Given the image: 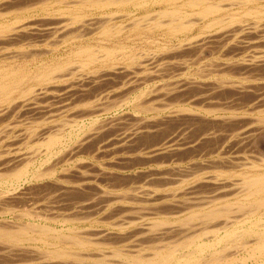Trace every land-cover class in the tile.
Listing matches in <instances>:
<instances>
[{
	"label": "rangeland",
	"instance_id": "1",
	"mask_svg": "<svg viewBox=\"0 0 264 264\" xmlns=\"http://www.w3.org/2000/svg\"><path fill=\"white\" fill-rule=\"evenodd\" d=\"M0 1L2 2V0H0ZM66 1L72 2L74 0H65L64 2H66ZM76 1H78V0H76ZM213 1H218L220 4L223 3V4H221L222 5L221 7L224 6L223 9H228V10L231 9L232 11L239 10L241 8L248 7V6L249 7L250 6L251 7H257V8H260L264 11V0H250V1L249 0H246V1H244V0H233V1L232 0H222V1L213 0ZM237 2L240 4H237ZM224 4H227V5H224ZM166 5L168 6V4H166L164 2H160V3L150 4V5L147 4V5H144L141 7H135V8L131 5H126V6H123V9H121V10H119L117 7H114V6L106 8L104 10H88V9L85 10V13L90 14L91 18H94L97 22L100 20L98 24L103 23L107 27V29L109 31L108 32L109 34L107 35V37L103 36L102 33H100L101 32L100 30H102L101 25L95 31H93L92 35L83 38L82 41H80L78 39L74 40V41L69 39L66 41V39L60 40V38H54L52 40L51 36H48V35H46V36L49 39L47 37L45 39L44 38L45 35L41 36V38H40V36H37L38 38L36 36H32V38L34 37L33 39H35V41L34 40L30 41L32 39L30 37V40H28L27 38L25 40H23L24 43H26V40L29 41V42H27V45H23L24 43H22V42L20 43L23 45V46H21L23 48V50L26 49L28 52L27 51L26 52L25 51H19V50H22V48L20 49V45H19V47L18 46L12 47V45L9 44V45H7V46H9L8 48H7V46L4 48L3 47L4 46L3 45L4 40H2V39L0 40V44H1L0 45V54L3 53L5 56V58H4L3 55H0V67L1 66L7 67V66H11L12 64L14 65L13 68L17 69V67H19L20 69H22V72L24 71V73L27 76H29V78L27 76H26L27 78L26 77L24 78V80H23L24 82L21 83V86L19 88L20 89H23V88L28 89L29 88L28 86L32 87L35 84V86L38 90L37 91L35 89V87L34 88L30 87V89H32L31 93H33L34 95L31 93H28L27 95L24 96V99L27 96V98L25 100L23 99V96H21V95L20 96L22 97L23 100L18 99L20 97L19 96L20 92L18 94V91H15L12 95L15 98V101H16V99H18V101H16V102L13 101L14 103L12 102L9 105V107L6 104L1 107V108L4 107V109H7V108L10 109L11 105H13V104L16 105V106L13 105L15 107H13V106L11 107V110H13V111H10V110L7 111L6 110L9 113L6 112L5 116L3 115V117L2 116L0 117V161H1L0 162V164H1L0 170L2 171V169H4L2 171L3 175H4L7 172L10 173L9 171H11V172H13V170L16 171L20 167H22V168H20L21 170L24 167H26L25 169H27V171H29L28 172L29 174L26 178H24L18 184H14V186H12L8 182L4 181L5 179L3 178L2 172L0 171V173H1V175H0V197H1L0 198V229L6 228V230H8V228H10L9 230L12 229L15 231V230H17L16 228H18L20 224H28V223L29 224H38V222H39V224H41V225H47L50 228L57 229V230H55V232L57 231L60 234L59 235L57 232L55 233L52 231H50V232L47 231L48 233L45 231L46 234H45V232L41 231V233H44L45 235L44 234L42 235L39 232H35V234H34V232L33 233L31 232V236L29 238H26V241L22 240L19 244L22 243L21 245H23L25 247V249L28 250V251L26 250L28 252L27 254L30 255L29 256V255H26V253H21L22 257L25 255H26L25 257L29 256V258L31 256H33V257H31V259H32V258H35V256H36L37 259L35 258L36 260L34 259L33 261H30L29 258L26 259L25 257H23V258H25V260H27V261H25V260L23 261L22 257H17V255L19 253L17 254V253H12V252H14L15 250H16L15 252H17L18 249L21 248V245L18 244L20 246L18 248L16 243L13 244V242H11V241L7 242V240L0 237V246H3V248L5 247L6 249L4 248V250H7L9 248L8 246H10V244H12L11 246L14 245L15 247H17V249L15 248V250L9 249V251H12V252H5L4 251L5 253L3 252V249H0L3 252V254H6L3 257L2 256L3 254H1L2 252H0L1 257H3L2 259L0 257V260H1L0 262H2V264L8 263L7 261L10 262V259H12L14 262V263H11L12 262V260H11L10 264H53V263L58 264V262H61V264H64V263H66V264H125L128 261V258L132 257V256L133 257L137 256V258H146V257L152 258L151 256H153L155 253H157V251L166 252L167 250L174 248L177 245L183 244L185 242V240L187 241L188 237L191 238V236H188V235H192V233L199 235L198 237L200 239L198 237H196L197 240H199V241L201 240V242L202 241L203 242H205V241L210 242L215 238V233H216L215 231H217V232L219 231L218 233L221 234L223 232L222 230H225L228 227L230 228V227L234 226L233 224H235L237 221H240L241 219L244 218V215L246 214L247 209H243L242 210L243 213H241L242 211L239 210V211H241V212H239L236 209V206H235V208H233L234 205L236 204V199L239 196H235V195L232 196V194L230 196L229 195L224 196L223 194H222V196L218 195V194L215 195L216 193H214L213 191L216 192V190L212 189L211 186H215L214 188L218 189L217 193L219 191H221V193H222V189H224L226 187L225 185H233V187H234V185H236L235 183H237L236 188H235V192H236V190L239 191V188L241 187L239 182H241L243 180L245 174L253 173L256 170L262 171L264 169L263 162H260L261 161L260 159H264V134H262V133H264V132H262L264 127H262V128L256 127V126H262L264 124V122H263L264 121V76H263L264 75L263 74L264 73V68H263L264 66L260 65V63L264 62V61L262 60L259 63L257 62L258 65L253 64V61H250V59L254 60V59H256V57L258 55L264 54L263 51H262L263 53H261V50H264V48L262 47V46H264V39H263L264 32L261 33V38H260V34H258L259 37L255 35L254 40H252V38H253L252 36H251V38L249 36V35H252L253 33H251L249 35L247 34L248 36L246 34H245V36L241 35V36H243L242 39H241V36H239L240 40H238L239 38L237 39L238 41H241V42H237V40H235L236 43H234V41H230V39L226 38L227 39L226 43L230 42V43H227L229 45L228 46L225 42H223L225 37H222V40H221V37L217 38L218 36L217 37L213 36V37H216V39H217V40L215 39L216 41H214L212 39V35L209 33H212V31L214 33L215 29L212 28L210 30H202V26L204 24H203V22H199V24L196 27H194L190 32H188L186 34H178V35H176L177 37L176 36L175 37L174 36L169 37L168 33H166V30L164 31L165 28H163V27H161V28L150 27V26H152L153 23L151 22L152 20L149 21L150 19H153L154 17H156L155 12H158L162 9L167 8ZM228 5H230L231 7L229 6V8H228L227 7ZM0 6H1L0 7V13L4 14L5 13L4 10H6V9H4V5L2 3L0 4ZM35 11H37V10H35ZM6 12H7V10H6ZM109 12H115V18H113L112 21L107 22V20L110 18V17H107V16H109L108 15ZM126 12H127V14H126ZM128 12H129V14H128ZM228 12L229 11H226V12L223 11L222 14H220V15H223V13L225 14ZM2 14L0 15V21H1L0 23H2V21L3 22L5 21L7 23H9V22L11 23L12 20L14 19L13 17L15 16V14L11 13V10H9L4 15H2ZM35 14H38V16L37 15L33 16L31 18V20L30 19H28V20H29V22H31L33 19H35V20L37 19V21L34 20V22L32 23V26H33V24H37V22H39L37 25H34V26L37 27V28L35 27L36 29H39L41 27L39 29L41 31V29H44L46 27L45 24H47L49 19L46 17H43V19L45 20L44 21L41 18L42 16H44V14H45V16L47 15L44 12L41 13V12L37 11ZM64 14H65V16H63ZM64 14L62 15V17L65 18L66 21L63 20V18L61 21L60 16H59L60 18L55 17V20H59L63 24H68V21H69V23L71 24V22H70L72 20L71 15L67 14V13H64ZM121 14H123V15L120 17L119 15H121ZM146 14H148V15H146ZM103 15L105 16V18L103 17ZM144 15H146V16H144ZM223 16H225V15H223ZM192 17L191 18L189 17L190 20L192 19ZM194 18L192 21H194ZM138 19H140L141 22H139ZM141 19L143 20V22ZM51 20H53V19H51ZM102 20H103V22H101ZM136 20H137V22H135ZM248 20H250V21H248ZM63 21H65L66 23H64ZM129 21H131V22H129ZM144 21H145V23H144ZM244 21H246L248 23L256 22L252 18H246V19H244ZM261 21L264 22L263 15H262V18L258 19L257 22L261 25V23L263 24V22H261ZM137 23H138V25H137ZM142 23H144V24H142ZM39 24L42 26H40ZM123 25H125V26H123ZM133 26H135V27H133ZM262 26L264 27V24L261 25V27ZM119 27H120V29H119ZM134 28H136V29H134ZM2 31L3 32L0 31V34H1L0 36H2V34H5L7 32L6 30H5V33H4V30H2ZM194 31H195V33H192ZM206 31L208 32V34ZM199 32H201V33H199ZM190 34H191L192 38L196 35L198 37L200 36L199 38H201V39L198 40V38H196V36H195V38L197 40L196 39L191 40ZM202 36H204V37H202ZM205 36H206V38H205ZM253 36H254V34H253ZM186 37L187 38L189 37L188 40H190V42H188V40H185V39H187ZM208 37L209 38L211 37V38L209 39ZM256 37H258L262 41ZM0 38H2V37H0ZM203 38H205L206 40L204 39L205 41H203L202 40ZM57 39H58V41H57ZM207 39H209V40L212 39L213 41H210V43H209L208 42L209 40H207ZM218 39L221 40L222 46H221L220 41ZM255 39L256 40L258 39L257 42ZM195 40L199 41L200 43H204L203 46L201 44V45H199V47L202 46L203 48L205 47L207 49L204 48L205 51H203V50H201L202 48H198L197 46L200 43L196 44L197 42H195ZM201 40H202V42H201ZM177 41H180V42L178 43ZM185 41H187V43H189V45L191 44L192 48L191 47L188 48V44L185 43ZM217 41L219 43H217ZM244 41L248 42V43H245ZM1 42H3V43H1ZM181 42H184L187 46V49L184 51H183V49H185V47H183V46H185V44L181 43ZM232 42H233V45L231 46ZM258 42H260V43H258ZM61 43H63V44H61ZM81 43H85L87 45H90L92 48H98V47L110 48L113 46L114 47L118 46L117 48H120L122 46L120 48V51H118L116 53L117 55H122V53H123V54H126V56L127 55L130 56V53H131V54H133V56L138 58V60H140L141 58H142V60H144L145 56H146V58H148V57L151 58L153 56L155 58V61H156L155 56H157V53H158V55H159V53H160V55H162V56L159 55L160 57L158 56L159 59L162 60L161 57H163V55H164V57H163L162 61L157 60L158 63L155 62V64L153 61H152V64H150L149 63L150 60H149L147 66H146V68H150V69L155 67V70L154 69H152V70L149 69V70H150V72L153 73V74H151L150 77H152V75H153L154 79H156V80H154L153 78H152L153 79L152 80L148 76L151 80H148L149 78L147 77L148 78L146 81L147 84L145 83L142 85L141 84L133 85V86H131V87H134V88H132L133 90H131V88H129L128 91L126 92L125 90L127 88L125 86H127V84L126 85H124V84L128 83V81L130 83V81H131L130 79H132L131 77L133 76V74H128L127 76H129V75H131V76L128 77L129 79L127 78L128 80H126L127 76L124 75L125 73L124 74L119 73V75L116 73L118 75L117 76L116 74L111 72V70L110 71L108 70L109 67L104 68V66H101L100 65L101 63H95L96 65L90 64L86 67H83L81 64L79 65L78 58L73 56L72 50L76 49L79 46V44H81ZM174 43H176V45L184 44L183 46H181V45L179 46V47H182L181 48L182 51L180 50V55L181 54L182 55L180 57H177V55L173 54V56H176L177 58L176 57L175 58L178 60L177 61L175 59L177 61L176 64H174L175 68H173L174 66H172L173 65L172 62L175 63V61L174 60L172 61V59L170 60V58L173 57V56H171L173 53V50L174 51L177 50V53L179 52L178 51L179 47L176 48L175 47L176 45ZM194 43H195L194 46L197 45L196 46L197 48H195L192 45ZM6 44H8V43L5 42V45ZM52 44H54V45H52ZM235 44L240 45V46L237 47ZM246 44H249L248 47ZM255 44L257 46L259 45V47H257ZM166 46L170 47V48L173 47V48L170 49V51H169V49H167ZM257 49L260 52H257L258 51ZM9 50H12L13 52L9 51ZM125 50L127 52H129V54ZM14 51L15 52L18 51V55L16 54L17 52L15 53ZM201 51H203L202 52L203 55H202V53H200ZM19 52H22V54L23 55L25 54V56L22 55L23 56L22 57L21 53H19ZM41 52H42V54H41ZM13 53H15V54H13ZM36 53H37V55L34 56V54H36ZM167 53L169 54V56H171L170 58H168L169 56L167 55ZM174 53H176V52H174ZM148 54H150L151 57L150 56L147 57ZM11 55H16V57L8 58ZM166 55H167V58L170 61V63L168 62V63L164 64L165 62H167ZM255 55H257V56L255 57ZM262 55H260V56H262ZM1 56H2V58H1ZM133 56L131 55V57H133ZM143 56H144V59H143ZM182 56L186 60L187 59L188 60L185 61V59ZM249 56H251V57H249ZM252 56H254V57H252ZM135 57L131 58V59L135 60ZM186 57H188V58H186ZM68 58H69V60H68ZM179 58L184 59V60L181 59V61L184 64H179V63H182V62H179L180 61ZM239 58H241L242 60ZM247 58H249V59H247ZM260 58H262V57H260ZM173 59H174V57H173ZM213 59L216 60V62L218 61V64L220 61L222 63L224 62V64H221V62H220L221 65H219V67L221 68L223 66V68H224L223 73L224 74L226 73L225 75L222 74V71L220 74V71H218V70H221L223 68H221V69L218 68V64L216 62L215 63L217 65H214ZM239 60H240V62H239ZM191 61H193L194 64H192ZM227 61H228V63H226ZM248 61L250 62V65H249ZM159 62H162V63L164 62L162 64L164 66L160 65L161 63H159ZM187 62H188V64H187ZM190 62L192 65H190ZM208 62H211L213 64V66L211 63H209V64H211L209 66L207 64ZM243 62H246V64L245 63L243 64ZM55 63L60 64V65H65L64 68L59 70L60 72L59 71L54 72V74H53V76L59 75L61 77V78L60 77L55 78V81L57 82L56 83L57 86H56V84L53 85L54 82H49L51 84V86L53 85L52 86L53 88L51 86H49L50 85L49 83H47L48 86H46L47 85L46 83H44L45 86L43 84H41L42 86L41 85L37 86L36 82H34V80H33V75H35V73L36 74L39 73V71L41 72L44 68L47 69L48 66L51 67V66L55 65ZM70 63H72V64H70ZM130 63L131 62H129L127 64V62H125V61L124 62L118 61L116 66L118 68L119 65L120 66L122 65L121 66L122 68L119 67L122 70V69H124V67H126V64H127L129 67H128V69L125 68V70H127V73H129L128 72L129 69L131 70L132 68H135L137 62H132L131 65H130ZM185 63L187 64V66ZM240 63L243 64L242 68H241L242 64H240ZM167 64H169V66ZM206 64H207V66H209V67L212 66L213 68L211 67L212 68L211 69L208 67V69H209L208 70L206 68ZM225 64L228 65V67H226V66L225 67L229 68V69H226L224 67ZM252 64L254 65V68L251 67ZM72 65H73V67H72ZM179 65H181V67H183V68L185 65L186 69L180 68ZM238 65H239V67H238ZM259 65H260V67H259ZM94 66H95V68H94ZM97 66H100V67L97 68ZM156 66H158L157 69L160 67L158 69L159 71L156 69ZM170 66H171V68L169 69L168 67H170ZM195 66L196 67L198 66V68H196ZM200 66H202V67H200ZM215 66H216L215 69L218 68L217 72H214ZM246 66H248V68ZM69 67H71L73 71L71 70V68L68 69ZM165 67H167V68H165ZM255 67H257L258 69H256ZM93 68L97 69L96 72H98L100 70L99 73H100V75H102V77L99 75V73L93 74V72H95V70ZM162 68H165V69H163L161 71ZM176 68H178V69L175 70ZM243 68H245V69H243ZM89 69L91 71L92 70L93 71L91 72ZM104 69H105V71H107V73L109 72V74H113L114 77L111 75H109L110 77L108 75L107 76L109 78L112 77L113 79L116 78V80H117V81L115 80L116 84L112 78H111V80H109V78L106 79L107 76H106L105 72L103 71ZM180 69H182V70H180ZM179 70H180V72L182 71L181 72L182 74H180ZM202 70H204V71L202 72ZM207 70H208V72H207ZM225 70H228V71H225ZM64 71H66V73ZM116 71L119 72L120 69H118ZM205 71H206V73L209 74V76H208V74L206 75L207 77L204 76L206 74ZM101 72L104 74H102ZM155 72H158V73H155ZM176 72H177V74H176ZM210 72H213V73H210ZM121 74H122V76L123 75L126 76L124 78L121 77L123 81L126 80V82H124V83L119 77V76H121ZM165 74H168V75H166L168 78H166V77L164 78ZM170 74L174 75V76L172 77ZM199 74H200V76H199ZM201 74L202 75L204 74L202 76L204 78L201 77ZM93 75H94V78H98L97 76H100L101 78H105V79H99L98 78V80H99L98 81L97 79H94L92 77ZM115 75H116V77H115ZM156 75L158 77L159 76H161V77L163 76V77L157 78ZM169 75L171 77H169ZM185 75H186V77H185ZM79 76L83 77L84 79L86 78L88 80V82L86 79H85L86 81L83 78L80 79ZM88 76H90L89 77L90 80L88 79ZM189 76L192 78H190ZM117 77H119L118 79H120L119 80L120 83H119ZM176 77H177V79L180 78V79H178L179 81L175 80ZM181 77L184 79H187V81H185L184 79H181ZM216 78H218V79L216 80ZM91 79L97 80L98 83H96L97 81L94 82V80L92 81ZM226 79H227V81H226ZM78 80H79V82L78 83L76 82V84H75V81H78ZM82 80H83V82H82ZM100 80H101V82L102 81H104V82L101 83ZM157 80L161 83V85H160V83H157L158 82ZM164 80H166V81H164ZM167 80H169V81H167ZM182 80H184V81H182ZM58 81H60V82H58ZM170 81H172V82L174 81L173 82L174 85H173V83H170ZM176 81L182 82V83L184 82L185 84L180 85V83H179V85H177ZM193 81H196V83L194 82L195 83L194 84ZM222 81H224V82H222ZM234 81L237 83L235 84ZM163 82L165 83V86H163L164 84L162 85ZM227 82H228V86H229V84H231V85L234 84L235 88L233 86L232 87L231 86L227 87V85L225 86V84H227ZM238 82H241V83H238ZM95 83H96V85H95ZM153 83L156 84L157 87L155 86V88H154ZM221 83H223V84H221ZM24 84H26V85H24ZM112 84H113V91L108 90L107 89L108 87H109V89H112L111 88ZM158 84L160 87L158 86ZM168 84H169V86L173 85L172 86L173 88L170 87L173 92L174 91L177 92V89H178V93H176V92L173 93V92H171L170 88H166ZM220 84L223 87H221ZM145 85H147V86H145ZM54 86H56V87H54ZM116 86H118V87H116ZM137 86H138V88H137ZM148 86H149V89H151V88L152 89H160L161 90V92H160L161 96H160V93L157 95H153L152 93H150V95H147L148 90H149L147 88ZM150 86H151V88H150ZM177 86H179L180 88ZM181 86L182 87L186 86V89L182 88ZM45 87H48V88L50 87V88L48 89ZM123 87L125 88V90ZM41 88L44 91L41 90ZM139 88H141V90ZM46 89H47V91H45ZM144 89H145V91H144ZM179 89L181 90V92ZM33 90H35V91H33ZM123 90H124V93L126 92L129 96L126 93L124 94ZM129 90H130V92H129ZM41 91H43V93H45V94H43ZM118 91H119L120 95L117 94ZM139 91L141 93L138 94ZM163 91H164V94L162 95ZM167 91H170L171 94H177L178 97L177 96L176 97L179 100L176 99V97L174 95H171V98H170V94L169 95L165 94ZM75 92H80V93L75 94ZM94 92H96V94ZM97 92H99L100 94H97ZM105 92H106V95H105ZM115 92H117V93L115 94ZM144 92H147V93H144ZM38 93L40 94L39 96H41L42 94H43V96H41L39 98V96L36 95ZM110 93L114 94V96L115 95H118V96L114 97L112 95L113 96L112 97L110 95ZM16 94H17V97H16ZM94 94L97 98V101L95 100L96 99L95 96L92 97V95H94ZM121 94L123 95L124 98L127 95L126 97L128 99L125 98L126 100L124 99V101H123V99H122L123 97ZM136 94H137V97L138 96L140 98L142 97L143 101H141L142 98L140 99L139 97L137 99H135ZM107 95L108 96L110 95L109 97H111V99ZM86 96H87V98H86ZM120 96H121V98H120ZM156 96H158V97H156ZM165 96H166L167 100H168V98H170L172 100L175 97L174 102L176 100H178L176 103H178V102L179 103L176 104L173 101H171V103H173V104H169L170 100H168V103H167L166 98L163 99V97H165ZM167 96H169V97H167ZM172 96H174V97H172ZM195 96L197 99L195 98ZM32 97L34 99H32ZM144 97H146V98H144ZM149 97H150V99H149ZM159 97H160V99H159ZM161 97H162V100H161ZM186 97H188V98H186ZM14 98H13V100H14ZM35 98H37V99L35 100ZM223 98H225V99H223ZM103 99L105 101H107L104 104H105V107L109 106V109H107V108L105 109L103 107L104 106V104H102L104 102ZM108 99H110L112 101V102L110 101L111 102L110 105L108 103L109 102ZM112 99L114 100V102H116V101L122 102L123 101L124 103L123 102L122 103L116 102L117 105H119V107H118L117 105L116 106L114 105ZM115 99H117V100L115 101ZM148 99L151 101L150 103H149ZM90 100H92V101H90ZM99 100L100 101L103 100L101 102V104H100ZM127 100L128 101L130 100V101L128 102ZM139 100L141 101L140 103H138ZM163 100L170 107H168L166 104H164L163 106L166 107L164 109L161 105V104H163V103H161ZM195 100H197L198 102L197 101L195 102ZM22 101H24V102L26 101L29 103H28V105H26ZM85 102L87 105L84 104ZM92 102L95 103L96 105L93 104ZM98 102H99V104H98ZM183 102H185V103H183ZM187 102H189V103H187ZM106 103H108V104H106ZM142 103H144V104H142ZM151 103H152V105L150 106ZM154 103H156V104H154ZM157 103L158 104L161 103L160 104L161 106L160 105L157 106ZM21 104H24L25 106H23V108H22V107H20ZM147 104H148V109H147ZM153 104L156 105L157 107L154 106V107H156V108H154ZM17 105H19V106H17ZM90 105L91 106L93 105V106L91 107ZM94 105L97 108H94ZM181 105H182V107H181ZM5 106H7V108ZM67 106H69V108ZM88 106H90L92 110H90V108ZM111 106H113V107H111ZM149 106L153 109H156V110L158 109L159 113L156 110L153 111L151 109L153 111L152 112L150 110ZM178 106H179V108L180 107L181 108L179 109ZM184 106L185 107L187 106L188 108L186 107L187 109H185ZM19 107H20V110H19ZM85 107H86V109L88 107L91 112L87 111L85 109ZM98 107H99V111H97ZM101 107H103L105 109V111H103ZM143 107L145 110L147 109L146 112L141 111V110H143ZM158 107H161V109H164L165 111L164 110L162 111ZM175 107H176V110L179 109V110H177L178 112L179 111L181 112L182 108L184 107L183 111L184 112H185V110L188 111V112L186 111L185 115H187L189 113L188 109L190 108V114L189 115H192V117L189 115H187V116L183 115L182 114V113H184L183 111L181 113H178L176 111V114L174 113L176 115V118H175V116L173 115V111L175 112ZM61 108H63V109H61ZM93 108L96 110H94ZM225 108H227V109H225ZM73 109H75V110L73 111ZM168 109H170L171 111L173 110V111L171 112ZM211 109L214 112L211 111ZM69 110H72V111L69 112ZM205 110H208L207 112L208 113L210 112V113L208 114ZM95 111H97V112H95ZM167 111H170V112H168V114H166ZM194 112H197V113L199 112V113L197 114ZM178 114H179V116H178ZM14 115H15V117H14ZM166 115H168V117ZM171 115L173 116V118L171 117ZM216 115H218V116L220 115V116L218 117ZM213 116L215 117V119ZM136 117H138V120ZM152 117H157V118H153V119L157 120L158 123H155L157 121H152ZM189 117H191V118H189ZM220 117L222 118V120H220L221 119ZM130 118H132L131 121H130ZM141 118H143V120ZM144 118H145V120H144ZM216 118H217V120H220V121H217ZM127 119H129V121ZM146 119H147V121H149V123L146 122ZM148 119H150L152 122ZM139 120H140V122L137 123ZM141 121H144V122L141 123ZM92 122H93V124H92ZM220 122H222V123H220ZM130 123H132V125H131L132 127L130 126ZM160 123H161V125H160ZM134 124H137V125H135V126H137L136 131L134 129L135 128ZM145 124H146V126H145ZM155 124H157V126L159 124V126L157 127V126H155ZM138 125L139 126L144 125L146 128H147V126H148V128H150L152 125L151 128H153L154 130L150 128L152 130V132H151V130H147V129H146L147 130V132H146V130H142V128H143L142 127L141 128L142 132L140 133L138 130ZM153 126H155V128ZM249 126H250L249 129H252V131L255 133L256 132L258 133V130L260 133V130H261V133H260L261 135L259 133L257 135L255 133H253L252 131H249L250 133L249 132L245 133V129H247L246 131H248ZM251 126H252V128H251ZM156 127L158 129H156ZM254 127H256L258 130L256 129V131H255V129H253ZM59 128L60 129L62 128L61 129L62 131ZM92 128H93V130H92ZM94 128H96V129H94ZM100 128H103V129H100ZM131 128H132V130H130ZM206 129L208 130V132H211V133H208ZM215 129H217V130H215ZM55 130H57L58 132L57 131L55 132ZM137 130H138V133L140 134L139 136H136L138 134ZM35 131H37L38 133ZM48 131L50 133V136L55 135V137H56V135H58L57 138L61 139V140H58V143H55L57 145H54V148H53V145H52V147H49V148L46 146V141H47V138L49 136V133L47 134L46 132H48ZM97 131H98L99 135L95 134V133H97ZM240 131H241V133H240ZM242 131L244 132L243 134H242ZM39 132L41 134H39ZM82 132H83V135H82ZM92 132H94V133H92ZM134 132L137 134L134 135L135 134ZM215 132H216V135L219 132V135H217L219 137H217L215 135ZM43 133H45V134H43ZM53 133H55V134H53ZM131 133H134V134H131ZM143 133H146V134L143 136ZM201 133L202 134L204 133V134L202 135ZM206 133L212 135L213 138H210L211 140L208 138L203 139V136H208V135H206ZM220 133H221V135H220ZM234 133H238V134L234 135ZM248 133H249V135H248ZM17 134H20V135H17ZM32 134L35 136H33ZM46 134H47V138L45 136ZM88 134H91L90 135L91 137L93 134L92 141H91V138H88L89 139V141H88V139H87V136L89 137ZM141 134H142V136H141ZM213 134L217 137V138L215 137L216 139L214 138ZM226 134L229 136H227ZM239 134L240 135L242 134V135L239 136ZM246 134H247V136H244ZM16 135H17V137H16ZM38 135H40V137H38ZM131 135H133V136L130 139ZM31 136H32V139H31ZM221 136H223V137H221ZM79 137H82V138H79ZM200 137H202V139ZM226 137H227V139H226ZM236 137H237V140L235 141L234 139H236ZM127 138H129L130 141H128ZM199 138H200V140H199ZM229 138L232 141H229L230 140ZM27 139L30 143L28 141H26ZM34 139H36V140H34ZM43 139H44V141H43ZM206 139H208V140H206ZM74 140H76V143ZM79 140L81 142L83 141L82 142L83 144H81V142ZM196 141H197V143H196ZM40 144H41V146H40ZM159 145H162V146L159 147ZM164 145L167 147L162 148ZM155 148L156 149L160 148V150L154 151ZM136 151H138V152H136ZM261 153H263V154H261ZM147 155H149V156H147ZM11 158H12V161H11ZM22 158L25 160H22ZM220 158H222L223 160ZM227 158H229V159H227ZM14 159H15V161L13 162ZM19 159L22 161H20ZM217 159L222 161V162L220 161V166H219V160H218V162H216ZM16 160L17 161L19 160L20 162H17ZM25 161L27 162V165H26ZM206 161H208L210 163V167L208 166V162H206ZM223 161H225V162L227 161L228 163L226 162L227 164H225V163H223ZM9 162H11V163L9 164ZM204 162L207 164L203 165ZM234 162H236V163H234ZM2 163L4 165H2ZM23 163H25V164H23ZM217 163H218V165L216 166ZM188 164H190L191 166ZM213 165H215L216 168L213 167ZM221 165H222V167H221ZM261 165H262V167H260L258 169L253 167V166H261ZM177 167L178 168L180 167V168L178 169ZM183 167H185V168H183ZM188 167L189 168L192 167V168L189 169ZM168 169L169 170L174 169V172L177 171L173 174L176 175L177 173H179L180 176H178V177L180 180H178V178H176L177 181H175L176 179L171 177V176H175V175H172L173 170H170L171 172H169ZM180 169H183L184 171L180 170ZM49 170L51 171L52 174L50 173ZM190 170H191V172H190ZM38 171H39V177L38 176L33 177L36 174L35 172H37V174H38ZM45 172H48V173H45ZM30 173H32V174L30 175ZM164 173L165 174L167 173L166 175L168 177L166 175L163 176ZM181 175H182V179L180 178ZM207 175H209V176L212 175V176H214L213 178H219V179L223 178V179H221V181L223 180V182H221L220 185H219V183L216 184L219 187H217L215 185V183H213V182H212L213 184H209L211 181L209 183H207L208 182L207 180L212 179L211 178L212 176L209 177ZM165 176L167 179L165 178ZM175 177H177V175ZM164 178L166 180H164ZM200 178H201V180H200ZM169 179H172L174 181L169 180ZM202 180H205L206 183H205V181L201 182ZM228 180L231 181V183L229 182L230 184L228 182H226ZM78 181H79V183H78ZM232 182H234V184H232ZM222 183L223 184L225 183V184L223 185ZM238 183H239L240 187H238ZM79 185H81L80 187H82V189L79 187ZM16 186L18 187V189ZM136 186H138V187L140 186V188H139L140 192L138 190V187H136ZM221 186H223L224 188ZM99 187H101V188H99ZM132 188L133 189L135 188V190L137 189L138 191L136 190V192H135ZM100 189H101V191H100ZM144 189L145 190L149 189V191L146 190L147 191L146 192V191H144ZM18 190H20V191H18ZM141 191L146 192L147 196L144 195L145 193L142 196ZM148 192L150 194H148ZM11 193H15V194H11ZM133 193H134V196L132 195ZM166 193L172 194L173 196L170 195L167 197ZM154 194H155V196H157V197L159 196V197L156 199V197L153 196ZM219 194H220V192H219ZM12 195L13 196L15 195V197L17 199H15V197H12ZM135 195H137V196H135ZM151 195L155 199L153 197H151V199H149L150 198L149 196H151ZM3 196H5V197H3ZM215 196H216V198H215ZM8 197H11V198H8ZM219 197H221V198H219ZM4 198H7L9 203L7 202L6 199H5L6 200L5 201ZM12 198H14V199H12ZM144 198H147V200L145 201ZM10 199L13 202H10ZM84 200H85V202H84ZM1 201H2V203H1ZM106 201H108V202H106ZM167 201H169V202H167ZM200 203H202V204H200ZM191 204L194 206H192ZM225 204H226V207H223ZM227 205H228V207L233 205L231 207V210H230L231 212H228L230 214L227 213L226 216H220L217 219L215 218L216 220L215 219L214 220H208V219L205 220L204 219L205 217L203 215L205 214V212H208L207 210H209V211H211V210L212 211H220V210L227 208ZM32 206H33V208H32ZM217 206H219V207L217 208ZM1 207H3V209ZM216 208L218 210H216ZM193 211L197 217L189 219V217L192 215ZM36 213H37V215H36ZM21 214H24V215H21ZM140 214H141V216H140ZM201 215L203 216V218ZM241 215H243V216L241 217ZM48 216H50L52 219L50 220V217L48 218ZM227 216H230V217H228V219H227ZM234 217L237 220H235ZM160 218L162 220H165L167 222V224L165 221H164L165 223H163L162 221H159V220H161ZM157 219H158V221H157ZM213 221L214 222L217 221L218 223H216V222L214 223ZM159 222L160 223L162 222V224H163V225L161 224V226H160L161 228L159 227V224L157 226V223H159ZM183 222H184V224H185V222H188V223H186L184 226ZM204 222H206V223H204ZM207 222H209V223H207ZM210 222H211V225L216 224L214 226L212 225V227L216 228L217 230L210 228ZM202 223L205 225H203ZM151 224L153 225V227L156 225L158 232L162 233V235L157 232L156 227H154V229L156 230L155 231ZM220 224L226 225L227 227L225 226V228H223L224 226L221 227ZM137 225H142V226L136 227ZM150 226L152 227L151 229L154 231H152L149 228ZM181 226H182V228H184L186 230L191 229L190 230L191 233L186 234L189 232V230L186 232L181 228ZM143 227L146 228V231H147V229H149L154 234H155V232H157L158 234L156 233V235H158L157 236L158 238L156 237V235L150 234L149 230H148L149 231V234H148V232H146L145 228L143 229ZM164 227H166V228H164ZM171 227L173 228V230H172L173 233L171 232V229H172ZM177 227H180V228H177ZM138 228L141 232L138 230ZM141 228L144 231L141 230ZM162 229H164V230H162ZM169 229H170L169 232H171V233L167 232V230H169ZM159 230H161V231H159ZM212 230H214V231H212ZM182 231L184 233L181 234ZM143 232H146L145 234H147V235L144 236L145 234ZM166 232H167V234H166ZM138 233H140V234H138ZM142 233H143V236H142ZM64 234H65V236H64ZM183 234L185 236H183ZM49 235L51 237H55V235H59V236L58 237L56 236V238H53L54 241L57 240L54 243L53 239ZM62 235L64 236V238ZM99 235H102V237ZM148 235H153V236H148ZM193 236L194 235H192V237ZM32 237L36 238V239H32ZM38 237L40 238V240ZM72 237L73 238L75 237L76 240L81 239L84 242H86L85 240H87L89 242L88 245L90 247L88 245H86V246L75 245V239H73ZM87 237L90 239H88ZM151 237H153V239ZM30 238H31V240H27ZM58 238L59 239L61 238V241H59ZM68 239H70V240H68ZM253 239H254L253 237H246L242 241L245 242L246 244L250 245V244H252ZM32 240H34V241H32ZM71 240H73L74 242H72ZM1 241L3 243H1ZM92 241H93V243H92ZM94 242H96L97 245H96V243L94 244ZM99 242H101V243H99ZM49 243L51 246L48 245ZM52 244H55L54 247ZM57 244H58V246H56ZM68 244H70V245H68ZM4 245H7V246H4ZM34 245H36V246H34ZM240 245L241 244L237 245L238 247L229 245L230 247L225 248V251H224V248H223V250L221 249V251H223V253L221 251H219L220 253H222L223 255L226 256L224 258L222 255V258L224 260L226 259L225 264H264V253H262L261 255L255 256V257H251V256L249 257L247 255V251L245 250V248H243L242 245L241 246ZM11 246H10V248H14V246L13 247H11ZM28 246L31 248V250H30V248H28ZM33 246H34V248H33ZM24 247H22V248H24ZM36 247L38 248L37 250H36ZM56 247L61 249V251L63 250V252H64V248H65V252L66 251L68 252V250L70 249L71 253L70 252H68V253L71 254V256L69 254H67V255H69L68 258L67 257L66 258L58 257V259L56 257L54 258V256H52L51 254L53 252V249L55 250ZM82 247L83 248L85 247V248L83 249ZM44 250L46 251V253ZM29 251L33 255H31L29 253ZM35 251L39 255H37ZM49 251H50V253L48 254L47 252H49ZM181 251L186 252L187 248L182 249ZM188 251H189V249H188ZM8 253H9L10 259L7 256ZM11 254L13 257H11ZM43 254L46 255V257H48V258L45 259V256ZM208 254L206 253L207 256H205V254H204V257L202 256V260L200 259L201 262L199 261L200 263L199 262L198 263L199 264H202V263L203 264H211V263L212 264H219L220 263V262H216V263L212 262L211 261L212 259H209V258H213V256H209ZM40 255H41V257H40ZM79 255H81L82 257ZM218 256H219V254H218ZM15 257L22 260L23 263H21V261L18 259H14ZM50 257L52 258V260H50L51 259ZM228 257H230V258H228ZM7 258H8V260H7ZM222 258H220V259H222ZM243 258H245V259H243ZM5 259H6V261H5ZM43 259H45V260L43 261ZM2 260L5 261V263H3ZM15 260L20 261V262H16ZM39 260L41 262L42 261L43 262L41 263ZM228 260H229V262H227ZM46 261H48V262L45 263ZM50 261H52V262H50ZM53 261H55V262H53ZM77 261H79V262H77ZM213 261H215V260H213ZM198 263H196V264H198ZM220 264H222V263H220ZM223 264H224V262H223Z\"/></svg>",
	"mask_w": 264,
	"mask_h": 264
},
{
	"label": "bare ground",
	"instance_id": "2",
	"mask_svg": "<svg viewBox=\"0 0 264 264\" xmlns=\"http://www.w3.org/2000/svg\"><path fill=\"white\" fill-rule=\"evenodd\" d=\"M65 0H2V4L4 5V9H6L7 10V12L9 11V10H11V13H13V14H15V16L13 17L14 19L12 20V22L10 23H7V22H3L2 21V23H0V31L1 32H3L2 30H4V33H5V30L7 31L5 34H2V36H0V37H2V38H0V40L2 39V40H4L3 42H4V48L7 46V45H12V47H14V46H18L19 47V45H20V49L22 48L21 46H23V45H27V42H29V41H27L26 40V43H24L23 42V40H25L26 38L28 39V40H30V37L32 38V36H40V38H41V36H44L45 35V39H46V35H48V36H51V38H52V40L54 39V38H60V40L61 39H63V40H65L66 39V41L67 40H80V41H82V39L83 38H85V37H88V36H90V35H92L93 34V31H95L98 27H100V25H101V29L102 30H100L101 32L100 33H102V35L103 36H106L107 37V35L109 34L108 32V29H107V27L103 24V23H101V24H98L99 23V21L97 22L94 18H91V16H90V14H86L85 13V10H104V9H106V8H109V7H111V6H114V7H117L119 10H121V9H123V6H126V5H131V6H133L134 8L135 7H141V6H144V5H147V4H154V3H160V2H164V3H166V4H168V6H167V8H165V9H162V10H160V11H158V12H155V14H156V17H154L153 19H150L149 21H151L153 24H152V26H150V27H153V28H161V27H163V28H165L164 29V31L166 30V33H168V35H169V37L170 36H176V35H178V34H186V33H188V32H190L194 27H196L198 24H199V22H203V26H202V30H210V29H215V32L213 33V31H212V33H209V34H211L212 35V39L214 40V41H216L217 39H216V37L217 38H220L221 37V40H222V37H225V41L223 40V42H225L226 43V40L227 39H230V41H234V43H236V41L235 40H237L238 38H239V36H241V35H243V36H245V34L247 35H249V34H251V33H253L254 34V36H253V34L252 35H249L250 36V38H251V36L253 37L252 38V40H254V37H255V35L256 36H258L259 37V35L258 34H260V38H261V33H263L264 32V27L262 26L261 27V25H263L264 24V22L263 21H261V22H263V24L261 23V25L257 22L258 21V19H260V18H262V15H263V17H264V11L262 10V9H260V8H257V7H244V8H241V9H239V10H235V11H232L231 9H223L224 8V6L223 7H221L222 5L221 4H223V3H219L218 1H213V0H78V1H76V0H74V1H72V2H68V1H66V2H64ZM220 1H222V0H220ZM233 1V0H232ZM244 1H246V0H244ZM250 1V0H249ZM224 2V1H223ZM253 2V1H252ZM0 3V4H1ZM230 4V3H229ZM237 4H240V3H238L237 2ZM224 5H227V4H224ZM229 6L230 5H228L227 7L229 8ZM233 6V5H232ZM1 7V6H0ZM231 7V6H230ZM138 9V8H137ZM6 10H4L5 11V13H7L6 12ZM35 10H37V11H39V12H41V13H46L47 15L45 16V14H44V16H42L41 18L43 19V17H46V18H48L49 20H48V22H47V24H45L46 25V27L44 28V29H41V31L39 30V29H36L37 27L36 26H34V25H37L39 22H37V24H33V26H32V23L34 22V20L35 19H33L31 22H29V20L28 19H30L31 20V18L33 17V16H38V14H35L37 11H35ZM113 10V9H112ZM153 11V10H152ZM223 11H229L228 13H223V15H225V16H223V15H220V14H222V12ZM4 13V14H5ZM64 13H67V14H70L71 15V17H72V20L70 21L71 22V24L69 23V21H68V24H63L61 21H62V15L64 14ZM96 13V12H95ZM133 13V12H132ZM2 13H0V15H1ZM4 14H2V15H4ZM12 14V15H13ZM107 14V13H106ZM125 14V13H124ZM126 14H127V12H126ZM125 14V15H126ZM128 14H129V12H128ZM43 15V14H42ZM108 15L109 16H107V17H110L108 20H107V22H110V21H112L113 20V18H115V12H109L108 13ZM123 14H121V15H119L120 17L122 16ZM146 15H148V14H146ZM146 15H144V16H146ZM150 15V14H149ZM61 17V21H59V20H55V17ZM63 16H65V14L63 15ZM89 16V17H88ZM154 16V15H153ZM193 16V17H192ZM59 17V18H60ZM101 17V16H100ZM103 17L105 18V16L103 15ZM131 17V16H130ZM192 17V19L190 20V18ZM195 17V18H194ZM40 18V19H41ZM144 18V17H143ZM142 18V19H143ZM189 18V19H188ZM193 18H194V21H192L193 20ZM246 18H252V19H254L256 22H253V23H248V22H246V21H244V19H246ZM12 19V18H11ZM51 19H53V20H51ZM57 19V18H56ZM67 19V18H66ZM129 19V18H128ZM136 19V18H135ZM141 19V20H142ZM44 20V19H43ZM42 20V21H43ZM63 20H65V18H63ZM106 20V19H105ZM139 20V22H141L140 21V19H138ZM144 20V19H143ZM143 20H142V22H143ZM35 21H37V19L35 20ZM41 21V20H40ZM45 21V20H44ZM66 21V20H65ZM65 21H63L64 23H66ZM248 21H250V20H248ZM253 21V20H252ZM1 22V21H0ZM61 22V23H60ZM101 22H103V20L101 21ZM105 22V21H104ZM114 22V21H113ZM129 22H131V21H129ZM134 22V21H133ZM135 22H137V20L135 21ZM134 22V23H135ZM138 22V23H139ZM138 23H137V25H138ZM144 23H145V21H144ZM144 23H142V24H144ZM149 23V22H148ZM147 23V24H148ZM70 24V25H69ZM103 24V25H102ZM131 24V23H130ZM140 24V23H139ZM40 25V24H39ZM44 25V24H43ZM110 25V24H109ZM116 25V24H115ZM114 25V26H115ZM119 25V24H118ZM122 25V24H121ZM132 25V24H131ZM130 25V26H131ZM146 25V24H145ZM40 26H42V25H40ZM113 26V27H114ZM120 26V25H119ZM123 26H125V25H123ZM122 26V27H123ZM140 26V25H139ZM36 27V28H35ZM111 27V26H110ZM121 27V26H120ZM120 27H119V29H120ZM133 27H135V26H133ZM146 27V26H145ZM109 28V27H108ZM112 28V27H111ZM143 28V27H142ZM110 29V28H109ZM118 29V28H117ZM118 29V30H119ZM134 29H136V28H134ZM263 29V30H262ZM122 30V29H121ZM131 30V29H130ZM115 31V30H114ZM121 32V31H120ZM132 32V31H131ZM207 32V31H206ZM192 33H195V31L194 32H192ZM191 33V34H192ZM199 33H201V32H199ZM203 33V32H202ZM113 34V33H112ZM138 34V33H137ZM191 34H190V37H191V40L193 39H196V38H198V40L199 39H201V38H199L198 36H196V38H195V36L192 38V36H191ZM207 34H208V32H207ZM1 35V34H0ZM114 35V34H113ZM193 35V34H192ZM210 35V36H211ZM247 35V36H248ZM189 36V35H188ZM208 36V35H207ZM213 36H216V37H213ZM243 36H241V39H242V37ZM121 37V36H120ZM177 37V36H176ZM202 37H204V36H202ZM258 37H256V38H258ZM263 37V36H262ZM34 38V37H33ZM31 39L30 41H32V40H34L35 41V39ZM38 38V37H37ZM43 38V37H42ZM48 38V37H47ZM109 38V37H108ZM173 38V37H172ZM187 38V37H186ZM205 38H206V36H205ZM205 38H203L202 40L203 41H205L206 39ZM209 38V37H208ZM211 38V37H210ZM209 38V39H210ZM227 38V39H226ZM49 39V38H48ZM189 39V37L187 38V39H185V40H188ZM205 39V40H204ZM209 39H207V40H209ZM209 40L208 42L210 43V41H213V40ZM216 39V40H215ZM259 39V38H258ZM257 39V40H258ZM263 39H264V37H263ZM197 40V39H196ZM195 40V42H197L196 44H198V43H200L199 41H196ZM202 40H201V42H202ZM219 41H220V44H221V40L220 39H218ZM238 40H240V38L238 39ZM237 40V42H241V41H238ZM247 40V39H246ZM245 40V41H246ZM256 40V39H255ZM257 40H256V42H257ZM259 40H261V39H259ZM57 41H58V39H57ZM109 41V40H108ZM112 41V40H111ZM244 41V42H245ZM262 41V40H261ZM3 42H1V43H3ZM5 42L6 43H8V44H6L5 45ZM24 43L23 45L22 44H20V43ZM60 42V41H59ZM113 42V41H112ZM176 42V41H175ZM178 43L180 42V41H177ZM188 42H190V40H188ZM192 42V41H191ZM194 42V41H193ZM222 42V43H223ZM252 42V41H251ZM32 43V42H31ZM181 43H184V42H181ZM185 43H187V41H185ZM184 43V44H185ZM207 43V42H206ZM205 43V44H206ZM217 43H219L218 41H217ZM224 43V44H225ZM227 43H230V42H227ZM226 43V44H227ZM245 43H248V42H245ZM258 43H260V42H258ZM30 44V43H29ZM60 44V43H59ZM61 44H63V43H61ZM175 45H176V43H174ZM184 44H179V45H176L175 47L177 48V47H179L180 45L181 46H183ZM188 44V48L189 47H191V44L189 45V43H187ZM202 44V46L204 45V43H200V44H198V48H202L201 50H203V51H205V49H207V48H203L202 46H200L199 47V45H201ZM225 44V45H226ZM241 44V43H240ZM244 44V43H243ZM262 44V43H261ZM1 45V44H0ZM31 45V44H30ZM52 45H54V44H52ZM193 46L195 45V43L194 44H192ZM228 45V44H227ZM226 45V46H227ZM233 45V42H232V44H231V46ZM236 45V44H235ZM245 45V44H244ZM247 45V47H248V45L249 44H246ZM256 45V44H255ZM1 46V47H2ZM106 46V45H105ZM173 46V45H172ZM196 46H194L195 48H197ZM221 46H222V44H221ZM220 46V47H221ZM225 46V47H226ZM229 46V45H228ZM237 47L238 46H240V45H236ZM253 46V45H252ZM257 46V45H256ZM262 46V45H261ZM9 46H7V48H8ZM17 47V48H18ZM118 47V46H117ZM117 47H110V48H106V47H98V48H92L90 45H87V44H85V43H81V44H79V46L76 48V49H74V50H72V54H73V56L74 57H77L78 58V62H79V65L81 64L83 67H86V66H88V65H90V64H95V63H101L100 65L101 66H104V68L105 67H109L108 68V70L110 71L111 70V72H113L114 74H118L119 75V73H122V74H124V75H128V74H133V76L131 77L132 79H130L131 81H130V83H129V81H128V83H125L124 85H126L127 84V86H125L127 89L125 90V88H124V90L127 92L128 91V89L129 88H131V90H133L132 88H134V87H131V86H133V85H138V84H145L146 83V81H147V79L151 76V74H153L152 72H150V70H152V69H154L155 70V67H151L152 69H150V68H146V66H147V64H148V62H149V60H150V64H152V61L154 62V64H155V62L156 63H158V61L157 60H161V59H159V57L160 56H162V55H160V53H159V55H158V53H157V56H155L156 57V61H155V58L152 56H150V54H148L147 55V57L148 56H150L151 58H146V56H145V59H144V56H143V59L144 60H142V58L140 59V60H138V58H136L135 56H133V54H131L130 53V56L129 55H127L126 56V54H123L122 53V55H117L116 53L118 52V51H120V48L122 47H120V48H117ZM167 47V46H166ZM183 47H185V49H183V51L184 50H186L187 49V46H186V44H185V46H183ZM224 47V46H223ZM257 47H259V45L257 46ZM263 48H264V46H262ZM173 48V47H172ZM172 48H170V47H167V49H169V51H170V49H172ZM175 48V49H176ZM180 48V49H179ZM178 48V53H177V50L176 51H174L173 50V53H172V55L171 56H173V54L174 55H177V57H180L181 55H180V50H181V48L182 47H179ZM192 48V47H191ZM209 48V47H208ZM231 48V47H230ZM250 48V47H249ZM256 48V47H255ZM30 49V48H29ZM131 49V48H130ZM194 49V48H193ZM262 49V48H261ZM7 50V49H6ZM37 50V49H36ZM50 50V49H49ZM123 50V49H122ZM198 50V49H197ZM218 50V49H217ZM258 50V49H257ZM256 50V51H257ZM9 51H12V50H9ZM19 51H27L26 49L25 50H23V48H22V50H19ZM126 51V50H125ZM124 51V52H125ZM172 51V50H171ZM182 51V50H181ZM200 51V50H199ZM203 51H201L200 53H202ZM238 51V50H237ZM264 52V50H261V53H263ZM13 52V51H12ZM15 52V51H14ZM17 52V53H16ZM15 53L18 55V51H16ZM28 52V51H27ZM127 52V51H126ZM174 52H176V53H174ZM257 52H260L259 50L257 51ZM15 53H13V54H15ZM19 53H21V56L23 55L22 54V52H19ZM32 53V52H31ZM40 53V52H39ZM128 54H129V52H127ZM169 53V52H168ZM167 53V55L169 56V54ZM182 53V52H181ZM29 54V53H28ZM41 54H42V52H41ZM71 54V53H70ZM141 54V53H140ZM256 54V53H255ZM260 54V53H259ZM0 55H3L4 56V54L3 53H1ZM7 55V54H6ZM35 55H37V53L36 54H34V56ZM40 55V54H39ZM38 55V56H39ZM131 55L133 56V57H131ZM146 55V54H145ZM152 55V54H151ZM167 55H166V59H167V62H163L164 64H166V63H170V61L168 60V58H170L171 56H169L168 58H167ZM202 55H203V53H202ZM258 55V54H257ZM257 55H255V57L257 56ZM260 55H262V54H260ZM260 55H258L257 57H256V59H250V61H253V64H257L258 65V63L260 62V61H264V54L262 55V56H260ZM23 56H25V54L23 55ZM22 56V57H23ZM129 56V57H128ZM159 56V57H158ZM236 56V55H235ZM14 57H16V55H11L10 57H8V58H14ZM70 57V56H69ZM135 57V60L134 59H131V58H134ZM158 57V58H157ZM163 57H164V55H163ZM163 57H161L162 58V60H163ZM173 57H174V59H173ZM172 58H170V60L172 59V61L174 60L175 61V63H173L172 61V66H174L173 68H175V65L174 64H176V62L178 61L176 58V56H173ZM176 57V58H175ZM183 57V56H182ZM204 57V56H203ZM249 57H251V56H249ZM252 57H254V56H252ZM260 57H262V58H260ZM1 58H2V56H1ZM4 58H5V56H4ZM184 58V57H183ZM183 58H179L180 59V61L179 62H182L181 61V59L182 60H184ZM186 58H188V57H186ZM246 58V57H245ZM165 59V58H164ZM177 61H176V60ZM239 59H241V58H239ZM247 59H249V58H247ZM246 59V60H247ZM6 60V59H5ZM68 60H69V58H68ZM128 60V61H127ZM161 60V61H162ZM188 60V59H187ZM186 59H185V61H187ZM242 60V59H241ZM244 60V59H243ZM118 61H122V62H127V64L129 63V62H137V64H136V66H135V68H132L131 66V70L129 69V73H127V70H125V68L126 69H128V65L126 64V67H124V69H122L121 70V66L119 65V67H121V68H117V63H118ZM165 61V60H164ZM195 61V60H194ZM209 61V60H208ZM211 61V60H210ZM214 61V62H213ZM213 63H214V65H217L218 64V61L216 62V60H214L213 59ZM64 62V61H63ZM73 62V61H72ZM77 62V61H76ZM77 62V63H78ZM192 62V64H194V62L193 61H191ZM191 62H190V65H192L191 64ZM198 62V61H197ZM217 64H216V63ZM221 62V61H220ZM220 62H219V64H218V68H220L219 67V65H221V64H224V62L222 63L221 62V64H220ZM230 62V61H229ZM234 62V61H233ZM239 62H240V60H239ZM249 62V61H248ZM258 62V63H257ZM2 63V62H1ZM131 63H130V65H131ZM159 63H161L160 65H162L163 63L162 62H159ZM209 63H211V62H208L207 64L210 66L211 64H209ZM226 63H228V61L226 62ZM232 63V62H231ZM235 63V62H234ZM238 63V62H237ZM246 64V62H243V64ZM252 63V62H251ZM262 63V64H261ZM260 63V65H262V66H264L263 64H264V62H261ZM51 64V63H50ZM70 64H72V63H70ZM69 64V65H70ZM75 64V63H74ZM122 64V63H121ZM179 64H184L183 62L182 63H179ZM186 64V63H185ZM187 64H188V62H187ZM187 64H186V66H187ZM205 64V63H204ZM207 64H206V68L208 69V67L209 66H207ZM233 64V63H232ZM240 64H242V63H240ZM239 64V65H240ZM243 64H242V66H241V68L243 67ZM252 64V65H253ZM13 65V64H12ZM11 65V66H12ZM68 65V66H69ZM96 65V64H95ZM98 65V64H97ZM124 65V64H123ZM168 66H169V64H167ZM171 65V64H170ZM201 65V64H200ZM239 65H238V67H239ZM249 65H250V62H249ZM248 65V66H249ZM251 65V67H253L254 68V65L252 66ZM256 65V66H257ZM260 65H259V67H260ZM11 66H7V67H0V117L2 116L3 117V115L5 116V113L8 111V110H10V111H13V110H11V107L13 106V105H15V104H13V105H11V107H10V109L9 108H7V106L9 107V105L13 102V101H15V98L13 97V93L15 92V91H18V94H19V92H20V94H19V96L21 95V96H23V99H24V96L25 95H27L28 93H31V90L32 89H30V87L31 86H28L29 88L28 89H20L19 87L21 86V83L22 82H24L23 80H24V78L27 76L25 73H24V71L22 72V69H20L19 67H17V69L16 68H13L14 67V65L11 67ZM64 66L65 65H60V64H56L55 63V65H53V66H51V67H49L48 66V68L47 69H43L41 72L39 71V73H35V75H33V80H34V82H36V84H37V86L39 85H41V84H43L44 85V83H49V82H54V84L53 85H55L57 82L55 81V78L56 77H60L59 75L58 76H53V74H54V72H58L59 70H61L62 68H64ZM77 66V65H76ZM133 66V65H132ZM153 66V65H152ZM155 66V65H154ZM159 66V65H158ZM158 66H156V69H157V67ZM162 66H164V65H162ZM180 66V68H182V69H186L185 68V65H184V68L183 67H181V65H179ZM178 66V67H179ZM212 66H213V64H212ZM211 66V67H212ZM228 67V65H224V67ZM248 66H246L247 68H248ZM35 67V66H34ZM72 67H73V65H72ZM93 67V66H92ZM98 67H100V66H97V68ZM196 67V66H195ZM200 67H202V66H200ZM204 67V66H203ZM211 67H209V68H211ZM225 67V68H226ZM230 67V66H229ZM245 67V66H244ZM250 67V66H249ZM71 67H69L68 69H70ZM88 68V67H87ZM94 68H95V66H94ZM93 68V69H94ZM103 68V67H102ZM160 68V67H159ZM158 68V69H159ZM165 68H167V67H165ZM165 68H162L161 69V71L163 70V69H165ZM169 69L171 68V66L170 67H168ZM196 68H198V66L196 67ZM213 68V67H212ZM211 68V69H212ZM216 68V66L214 67V69ZM218 68L217 69H213L214 70V72H217V70H218ZM221 68H223V66L221 67ZM220 68V69H221ZM240 68V69H241ZM256 69H258L257 67H255ZM264 68V67H263ZM262 68V69H263ZM77 69V68H76ZM91 69V68H90ZM89 69V70H90ZM118 69H120V71L119 72H117L116 70H118ZM150 69V70H149ZM157 69V70H158ZM178 68H176L175 70H177ZM182 69H180V70H182ZM202 69V68H201ZM210 69V70H211ZM226 69H229V68H226ZM239 69V68H238ZM243 69H245V68H243ZM261 69V68H260ZM38 70V69H37ZM71 70H72V68H71ZM75 70V69H74ZM88 70V71H89ZM95 70V72H93V74L95 73H99V71L98 72H96V70L97 69H94ZM149 70V71H148ZM153 70V71H154ZM173 70V69H172ZM171 70V71H172ZM180 70H179V72H180ZM198 70V69H197ZM206 70V69H205ZM209 70V69H208ZM208 70H207V72H208ZM223 70H224V68L223 69H221V70H218V71H220V74H221V71H222V74H224L223 73ZM250 70V69H249ZM34 71V70H33ZM73 71V70H72ZM91 71V70H90ZM93 71V70H92ZM91 71V72H92ZM104 72H105V74H106V76L108 75H111V76H113V74H109V72L107 73V71H105V69L103 70ZM159 71V70H158ZM160 71V72H161ZM165 71V70H164ZM189 71V70H188ZM204 70H202V72H203ZM225 71H228V70H225ZM231 71V70H230ZM60 72V71H59ZM65 73H66V71H64ZM110 72V73H111ZM178 72V71H177ZM177 72H176V74H177ZM182 72V71H181ZM180 72V74H182ZM201 72V73H202ZM255 72V71H254ZM102 73V72H101ZM155 73H158V72H155ZM172 73V72H171ZM197 73V72H196ZM205 73H206V71H205ZM210 73H213V72H210ZM228 73V72H227ZM238 73V72H237ZM60 74V73H59ZM91 74V73H90ZM102 74H104V73H102ZM116 74V75H117ZM122 74H121V76H119L120 77V79L122 80V78L121 77H126V76H122ZM169 74V73H168ZM168 74H165L164 75V78L166 77V78H168L166 75H168ZM208 73H206L204 76H206ZM219 74V73H218ZM226 74V73H225ZM224 74V75H225ZM249 74V73H248ZM264 74V73H263ZM30 75V74H29ZM61 75V74H60ZM64 75V74H63ZM99 75H100V73H99ZM116 75H115V77H116ZM117 75V76H118ZM159 75V74H158ZM171 75V74H170ZM169 75V77H173L174 75H171L170 76ZM198 75V74H197ZM202 74H201V77L203 76ZM223 75V76H224ZM83 76V75H82ZM91 76V75H90ZM90 76H88V79H89V77ZM101 77H102V75H100ZM100 76H97L99 79H105V78H101ZM106 77V79L107 78H109V77ZM131 75H129V76H127L126 77V80H128L129 78L128 77H130ZM149 76V77H148ZM157 76V75H156ZM177 76V75H176ZM199 76H200V74H199ZM208 76H209V74H208ZM254 76V75H253ZM264 76V75H263ZM28 78H29V76H27ZM26 77V78H27ZM77 77V76H76ZM80 77V79L81 78H83V77H81V76H79ZM86 77V76H85ZM93 78H94V75L92 76ZM96 77V76H95ZM105 77V76H104ZM114 77V76H113ZM119 77H117V79L119 78ZM148 77V78H147ZM160 78H162L161 76H159ZM158 76H157V78H159ZM185 77H186V75H185ZM190 77V76H189ZM200 77V78H201ZM207 77V76H206ZM32 78V77H31ZM30 78V79H31ZM57 78V79H58ZM61 78V77H60ZM75 78V77H74ZM98 78H94V79H97L98 80ZM112 78V77H111ZM111 78H109V80H111ZM128 78V79H127ZM151 79L153 78L154 79V76L152 75V77H150ZM148 79V80H151V79ZM156 78V77H155ZM190 78H192V77H190ZM202 78H204V77H202ZM84 79V78H83ZM86 79V78H85ZM84 79V80H85ZM93 79V80H94ZM113 79V78H112ZM120 79H118V81L120 80ZM152 79V80H153ZM173 79V78H172ZM178 79H180V78H178ZM177 79V77H176V79L175 80H178ZM181 79H184V78H182L181 77ZM218 78H216V80H217ZM27 80V79H26ZM32 80V81H33ZM65 80V79H64ZM87 80V79H86ZM85 80V81H86ZM90 80V79H89ZM92 80V79H91ZM92 80V81H93ZM97 80H94V82H96ZM114 80V82H115V80H116V78H114L113 79ZM112 80V81H113ZM126 80L125 81H123V83L124 82H126ZM154 80H156V79H154ZM163 80V79H162ZM161 80V81H162ZM170 80V79H169ZM169 80H167V81H169ZM174 80V79H173ZM185 81H187V79H184ZM184 80H182V81H184ZM71 81V80H70ZM99 81V80H98ZM98 81L96 82V83H98ZM117 81V80H116ZM121 81V82H122ZM158 81V80H157ZM164 81H166V80H164ZM179 81V80H178ZM181 81V80H180ZM226 81H227V79H226ZM30 82V81H29ZM58 82H60V81H58ZM68 82V81H67ZM76 82L78 83L79 82V80L78 81H75V84H76ZM81 82V81H80ZM82 82H83V80H82ZM87 82H88V80H87ZM90 82V81H89ZM100 82H101V80H100ZM99 82V83H100ZM102 82H104V81H102ZM101 82V83H102ZM106 82V81H105ZM174 82V81H173ZM172 81H170V83H173ZM196 83V81H193V83ZM222 82H224V81H222ZM230 82V81H229ZM232 82V81H231ZM235 82V81H234ZM233 82V83H234ZM27 83V82H26ZM33 83V82H32ZM74 83V82H73ZM93 83V82H92ZM96 83H95V85H96ZM119 83H120V81H119ZM155 83V82H154ZM153 83V84H154ZM157 83H160L159 81L157 82ZM169 83V84H170ZM176 83H177V85H179V83H180V85L181 84H185L184 82L182 83V82H177L176 81ZM189 83V82H188ZM194 83V84H195ZM201 83V82H200ZM218 83V82H217ZM237 82H235V84H236ZM238 83H241V82H238ZM50 84V83H49ZM115 84H116V82H115ZM147 84V83H146ZM150 84V83H149ZM152 84V85H153ZM164 84V85H163ZM169 84L167 85V87L166 88H173L172 86L174 85V83H173V85L172 86H169ZM202 84V83H201ZM206 84V83H205ZM221 84H223V83H221ZM220 84V85H221ZM24 85H26V84H24ZM52 85V86H53ZM68 85V84H67ZM82 85V84H81ZM90 85V84H89ZM94 85V86H95ZM107 85V84H106ZM120 85V84H119ZM123 85V84H122ZM160 85H161V83H160ZM162 85L163 86H165V83L163 82L162 83ZM171 85V84H170ZM189 85V84H188ZM219 85V84H218ZM227 85V87H234V84H229V86H228V82H227V84H225V86ZM242 85V84H241ZM42 86V85H41ZM45 86V85H44ZM46 86H48V84L46 85ZM49 86H51V84L49 85ZM51 86V87H52ZM56 86H57V84H56ZM56 86H54V87H56ZM70 86V85H69ZM73 86V85H72ZM75 86V85H74ZM78 86V85H77ZM111 86V85H110ZM130 86V87H129ZM145 86H147V85H145ZM155 86H156V84H154V88H155ZM158 86H159V84H158ZM176 86V85H175ZM191 86V85H190ZM197 86V85H196ZM206 86V85H205ZM209 86V85H208ZM25 87V86H24ZM33 88L35 87V89L37 90V88H36V86H35V84L32 86ZM31 87V88H32ZM59 87V86H58ZM71 87V86H70ZM81 87V86H80ZM116 87H118V86H116ZM143 87V86H142ZM157 87V86H156ZM160 87V86H159ZM177 87H179V86H177ZM182 87V86H181ZM220 87V86H219ZM221 87H223L222 85H221ZM237 87V86H236ZM45 88H48V87H45ZM44 88V89H45ZM50 88V87H49ZM48 88V89H49ZM53 88V87H52ZM112 89H109V87L107 88L108 90H112L113 91V84H112V87H111ZM136 88V87H135ZM137 88H138V86H137ZM148 89H149V86L147 87ZM146 88V89H147ZM150 88H151V86H150ZM162 88V87H161ZM170 88V89H171ZM175 88V87H174ZM180 88V87H179ZM182 88H185L186 89V86L185 87H182ZM181 88V89H182ZM235 88V87H234ZM238 88V87H237ZM39 89V88H38ZM75 89V88H74ZM78 89V88H77ZM117 89V88H116ZM140 90H141V88H139ZM138 89V90H139ZM169 89V90H170ZM219 89V88H218ZM41 90H43L42 88H41ZM79 90V89H78ZM83 90V89H82ZM95 90V89H94ZM107 90V91H108ZM119 90V89H118ZM122 90V89H121ZM124 90H123V93H124ZM137 90V91H138ZM164 90V89H163ZM180 90V89H179ZM183 90V89H182ZM200 90V89H199ZM206 90V89H205ZM33 91H35V90H33ZM38 91V90H37ZM44 91V90H43ZM43 91H41L42 93H43ZM45 91H47V89L45 90ZM49 91V90H48ZM117 91V90H116ZM120 91V90H119ZM119 91H118V93L117 92H115V94L117 93L118 95H120V93H119ZM143 91V90H142ZM144 91H145V89H144ZM53 92V91H52ZM81 92V91H80ZM80 92H75V94L76 93H80ZM92 92V91H91ZM125 92V93H126ZM129 92H130V90H129ZM132 92V91H131ZM161 92V90L160 89H149L148 90V94L147 95H150V93H152L153 95H157V94H159ZM171 92H173L172 91V89H171ZM174 92H176V91H174ZM173 92V93H174ZM180 92H181V90H180ZM184 92V91H183ZM187 92V91H186ZM40 93V92H39ZM36 94V95H40V94ZM47 93V92H46ZM68 93V92H67ZM70 93V92H69ZM73 93V92H72ZM95 94H96V92H94ZM112 93V92H111ZM110 93V95L112 96H114V94H111ZM122 93V94H123ZM124 93V94H125ZM139 93H141L140 91L138 92V94ZM144 93H147V92H144ZM143 93V94H144ZM176 93H178V89H177V92ZM217 93V92H216ZM31 94H33V93H31ZM43 94H45V93H43ZM43 94L41 95V96H43ZM49 94V93H48ZM95 94L94 95H92V97H94L95 96ZM97 94H100L99 92H97ZM104 94V93H103ZM109 94V93H108ZM121 94V95H122ZM127 94V93H126ZM164 94V91H163V93H162V95ZM166 95H169L170 94V98H171V95H174L175 97L177 96V94H171L170 93V91H167L166 93H165ZM180 94V93H179ZM178 94V95H179ZM184 94V93H183ZM187 94V93H186ZM34 95V94H33ZM79 95V94H78ZM105 95H106V92H105ZM109 95V96H110ZM118 95H115V96H118ZM128 95V94H127ZM126 95V96H127ZM142 95V94H141ZM140 95V96H141ZM260 95V94H259ZM19 97L18 99H21V100H23L22 99V97ZM37 96V97H38ZM41 96H39V98L41 97ZM108 96V95H107ZM108 96V97H109ZM112 96V97H113ZM114 96V97H115ZM125 96V95H124ZM125 96V98L126 99H128L127 97ZM129 96V95H128ZM143 96V95H142ZM159 96V95H158ZM158 96H156V97H158ZM160 96H161V93H160ZM174 96H172V97H174ZM181 96V95H180ZM186 96V95H185ZM188 96V95H187ZM198 96V95H197ZM16 97H17V94H16ZM30 97V96H29ZM105 97V96H104ZM103 97V98H104ZM122 97H123V95H122ZM135 99H137L138 97H137V94L135 95ZM147 97V96H146ZM146 97H144V98H146ZM152 97V96H151ZM167 97H169V96H167ZM174 97V98H175ZM178 97V96H177ZM176 97V99H178ZM13 98H14V100H13ZM26 98H27V96H26ZM25 98V99H26ZM70 98V97H69ZM86 98H87V96H86ZM95 98H96V96H95ZM94 98V99H95ZM101 98V97H100ZM107 98V97H106ZM110 99H111V97H109ZM118 98V97H117ZM120 98H121V96H120ZM124 97L122 98L123 99V101H124V99H125ZM140 98V97H139ZM142 98V97H141ZM140 98V99H141ZM148 98V97H147ZM154 98V97H153ZM152 98V99H153ZM164 98H166V96L165 97H163V99ZM170 98H168V100H170L169 101V104H173V103H171V101H173L174 102V98L171 100ZM186 98H188V97H186ZM190 98V97H189ZM195 98H196V96H195ZM18 99H16V101H18ZM24 99V100H25ZM32 99H34L33 97H32ZM37 98H35V100H36ZM93 99V100H94ZM102 99V98H101ZM105 99V98H104ZM103 99V100H104ZM110 99H108L109 100V105H110V103L112 102ZM121 99V100H122ZM125 99V100H126ZM149 99H150V97H149ZM148 99V100H149ZM158 99V98H157ZM159 99H160V97H159ZM158 99V100H159ZM175 99V100H176ZM197 99V98H196ZM223 99H225V98H223ZM96 101H97V98L95 99ZM102 100V101H103ZM106 100V99H105ZM104 100V102L102 103V104H104L105 102H107V101H105ZM113 100V99H112ZM117 99H115V101H116ZM120 100V99H119ZM147 100V101H148ZM161 100H162V97H161ZM168 100H167V98H166V102L168 103ZM179 100V99H178ZM178 100H176L174 103H176ZM182 100V99H181ZM180 100V101H181ZM187 100V99H186ZM205 100V99H204ZM15 101V102H16ZM20 101V100H19ZM27 101V100H26ZM24 102V101H22V102H24L26 105H28V103L29 102ZM90 101H92V100H90ZM100 101V100H99ZM102 101H100V104H101V102ZM111 101V102H110ZM122 101V102H123ZM128 101V100H127ZM126 101V102H127ZM130 101V100H129ZM128 101V102H129ZM141 101H143V98L141 99ZM140 100H139V102L138 103H140L141 102ZM155 101V100H154ZM157 101V100H156ZM191 101V100H190ZM194 101V100H193ZM197 100H195V102H196ZM227 101V100H226ZM21 102V101H20ZM32 102V101H31ZM81 102V101H80ZM95 102V101H94ZM116 102H119V101H116ZM116 102H114V100H113V103H114V105L116 106L117 105V103ZM121 101L119 102V103H122ZM151 101L149 100V103H150ZM153 102V101H152ZM160 102V101H159ZM158 102V103H159ZM192 102V101H191ZM198 102V101H197ZM202 102V101H201ZM14 103V102H13ZM18 103V102H17ZM33 103V102H32ZM89 103V102H88ZM93 103V102H92ZM108 103H106V104H108ZM116 103V104H115ZM118 103V104H119ZM124 103V102H123ZM137 103V104H138ZM148 103V102H147ZM157 103V106L158 105H160L161 103H163V104H161L162 105V107L165 109L166 107H164L163 105L164 104H166L165 103V101L163 100L160 104H158ZM179 103V102H178ZM178 103H176V104H178ZM183 103H185V102H183ZM187 103H189V102H187ZM200 103V102H199ZM7 105V106H5L7 109H4V107L3 108H1L3 105ZM19 104V103H18ZM80 104V103H79ZM84 104H86V102L84 103ZM90 104V103H89ZM88 104V105H89ZM93 104H95V103H93ZM98 104H99V102H98ZM128 104V103H127ZM142 104H144V103H142ZM146 104V103H145ZM154 104H156V103H154ZM153 104V107L154 106H156V105H154ZM30 105V104H29ZM70 105V104H69ZM87 105V104H86ZM96 105V104H95ZM94 105V108H97L96 106ZM113 105V106H114ZM135 105V104H134ZM140 105V104H139ZM152 105V103L150 104V106ZM160 105V106H161ZM167 105V104H166ZM194 105V104H193ZM16 106V105H15ZM15 106H13V107H15ZM17 106H19V105H17ZM23 106H25L24 104H21V106L20 107H22L23 108ZM66 106V105H65ZM74 106V105H73ZM84 106V105H83ZM91 106V105H90ZM88 106L89 108H90V110H92L91 109V107L93 106ZM103 106V105H102ZM113 106H111V107H113ZM118 107H119V105H117ZM144 106V105H143ZM146 106V105H145ZM149 106V108H150V110L152 109L153 111H155L156 109H153V108H151ZM156 106V107H157ZM168 107H170L169 105H167ZM175 106V105H174ZM20 107H19V110H20ZM68 108H69V106H67ZM76 107V106H75ZM87 107V109H86V107H85V109L87 110V111H90L89 110V108ZM105 109L107 108V109H109V106L108 107H105V104H104V106H103ZM103 107H101L102 108V110L103 111H105V109L103 108ZM156 107H154V108H156ZM181 107H182V105H181ZM180 107V108H181ZM185 107V106H184ZM183 107V108H184ZM187 107V106H186ZM185 107V109H187ZM225 107V106H224ZM21 108V109H22ZM40 108V107H39ZM67 108V109H68ZM93 108V109H94ZM138 108V107H137ZM142 108V107H141ZM158 108H160L161 109V107H158ZM178 108H179V106H178ZM179 108V109H180ZM183 108H182V111H183ZM199 108V107H198ZM206 108V107H205ZM222 108V107H221ZM14 109V108H13ZM61 109H63V108H61ZM65 109V108H64ZM84 109V110H85ZM147 109H148V104H147ZM147 109L145 110L144 109V107H143V110H141V111H147ZM164 109H161L162 111L164 110ZM179 109H177V110H179ZM223 109V108H222ZM225 109H227V108H225ZM7 110V111H6ZM75 109H73V111H74ZM78 110V109H77ZM94 110H96V109H94ZM101 110V109H100ZM151 110V111H152ZM160 110V111H161ZM168 110H170V109H168ZM176 107H175V112L173 111V115L175 116V118H176ZM189 110V113L187 114V115H189L190 114V108L188 109ZM215 110V109H214ZM255 110V109H254ZM18 111V110H17ZM45 111V110H44ZM72 110H69V112H71ZM97 111H99V107H98V109H97ZM97 111H95V112H97ZM152 111V112H153ZM157 112H158V109L156 110ZM165 111V110H164ZM171 111V110H170ZM170 111H167V113L166 114H168V112H170ZM171 111V112H172ZM181 111V112H182ZM186 111L187 110H185V112L184 113H182L183 115H185L186 114ZM206 112L208 111V110H205ZM211 111H213L212 109H211ZM33 112V111H32ZM83 112V111H82ZM91 112V111H90ZM93 112V111H92ZM150 112V111H149ZM178 112V111H177ZM180 111L178 112V113H181ZM188 112V111H187ZM192 112V111H191ZM214 112V111H213ZM7 113H9V112H7ZM12 113V112H11ZM47 113V112H46ZM78 113V112H77ZM159 113V112H158ZM175 113V114H174ZM194 113H197V112H194ZM199 113V112H198ZM197 113V114H198ZM208 113V112H207ZM210 113V112H209ZM208 113V114H209ZM84 114V113H83ZM193 114V113H192ZM187 115H185V116H187ZM7 116V115H6ZM9 116V115H8ZM167 117H168V115H166ZM178 116H179V114H178ZM189 116H191L192 117V115H189ZM215 116V115H214ZM213 116V117H214ZM216 116H218V115H216ZM220 116V115H219ZM218 116V117H219ZM232 116V115H231ZM14 117H15V115H14ZM170 117V116H169ZM171 117L173 118V116L171 115ZM191 117H189V118H191ZM217 117V118H218ZM224 117V116H223ZM126 118V117H125ZM134 118V117H133ZM137 118V120H138V117H136ZM140 118V117H139ZM153 118H157V117H152V121H157V120H154ZM217 118H216V120H217ZM221 118V117H220ZM226 118V117H225ZM142 120H143V118H141ZM151 119V118H150ZM150 119H148V120H150ZM195 119V118H194ZM201 119V118H200ZM203 119V118H202ZM214 119H215V117H214ZM128 121H129V119H127ZM132 120V118H130V121ZM144 120H145V118H144ZM160 120V119H159ZM192 120V119H191ZM196 120V119H195ZM220 120H222V118L220 119ZM220 120H217V121H220ZM226 120V119H225ZM134 121V120H133ZM151 121V120H150ZM151 121V122H152ZM162 121V120H161ZM263 121V120H262ZM135 122V121H134ZM140 122V120L137 122V123H139ZM142 122H144V121H141V123ZM146 122L147 123H149V121H147V119H146ZM160 122V121H159ZM195 122V121H194ZM228 122V121H227ZM264 122V121H263ZM124 123V122H123ZM129 123V122H128ZM133 123V122H132ZM132 123H130V126L132 125ZM155 123H158V121L157 122H155ZM163 123V122H162ZM216 123V122H215ZM218 123V122H217ZM220 123H222V122H220ZM224 123V122H223ZM38 124V123H37ZM91 124V123H90ZM92 124H93V122H92ZM152 124V123H151ZM251 124V123H250ZM258 124V123H257ZM127 125V124H126ZM135 125H137V124H134V129H135V131H136V127L137 126H135ZM140 125V124H139ZM138 125V130H139V132L141 133L142 131H141V128H142V130H151V129H153V128H151L152 127V125H151V129L150 128H148V126H147V128L145 127L146 126V124H145V126L144 125H141V126H139ZM149 125V124H148ZM160 125H161V123H160ZM215 125V124H214ZM224 125V124H223ZM264 125V124H263ZM256 126V127H264V126ZM150 126V125H149ZM155 126H157V124H155ZM155 126H153L154 128H155ZM158 126H159V124H158ZM157 126V127H158ZM4 127V126H3ZM71 127V126H70ZM76 127V126H75ZM81 127V126H80ZM128 127V126H127ZM132 127V126H131ZM156 127V129H158ZM232 127V126H231ZM256 127H254L253 129H255V131H256ZM83 128V127H82ZM87 128V127H86ZM218 128V127H217ZM250 128V126L248 127V129ZM251 128H252V126H251ZM53 129V128H52ZM60 129V128H59ZM58 129V130H59ZM62 129V128H61ZM60 129V130H61ZM81 129V128H80ZM89 129V128H88ZM94 129H96V128H94ZM100 129H103V128H100ZM155 129V130H156ZM209 129V128H208ZM30 130V129H29ZM28 130V131H29ZM43 130V129H42ZM45 130V129H44ZM85 130V129H84ZM91 130V129H90ZM92 130H93V128H92ZM130 130H132V128L130 129ZM138 130H137V133H138ZM147 130H146V132H147ZM154 130V129H153ZM207 130V129H206ZM210 130V129H209ZM215 130H217V129H215ZM228 130V129H227ZM247 129H245V133L246 132H249V131H252V129H249L248 131H246ZM258 130V129H257ZM40 131V130H39ZM46 131V130H45ZM44 131V132H45ZM52 131V130H51ZM57 130H55V132H56ZM62 131V130H61ZM68 131V130H67ZM66 131V132H67ZM79 131V130H78ZM77 131V132H78ZM89 131V130H88ZM99 131V130H98ZM98 131H97V133H95V134H98ZM219 131V130H218ZM35 132H37V131H35ZM58 132V131H57ZM132 132V131H131ZM145 132V131H144ZM150 132V131H149ZM151 132H152V130H151ZM154 132V131H153ZM205 132V131H204ZM207 132H208V130H207ZM253 132V131H252ZM262 132H264V128H263V131ZM9 133V132H8ZM29 133V132H28ZM38 133V132H37ZM47 134L49 133V131L48 132H46ZM71 133V132H70ZM73 133V132H72ZM81 133V132H80ZM87 133V132H86ZM89 133V132H88ZM92 133H94V132H92ZM129 133V132H128ZM135 133V132H134ZM134 133H131V134H134ZM137 133H135L134 135H136ZM208 133H211V132H208ZM208 133H206V135H208V136H203V139L204 138H208V139H210V138H213L212 137V135H210V134H208ZM214 133V132H213ZM226 133V132H225ZM232 133V132H231ZM240 133H241V131H240ZM244 132L242 131V134H243ZM250 133V132H249ZM249 133H248V135H249ZM253 133H255V132H253ZM258 133H259V130H258ZM258 133L256 132L255 134H257L258 135ZM260 133H261V130H260ZM259 133V134H260ZM21 134V133H20ZM20 134H17V135H20ZM36 134V133H35ZM39 134H41L40 132H39ZM43 134H45V133H43ZM47 134L45 135L46 136V138H47ZM53 134H55V133H53ZM76 134V133H75ZM146 133H143V136L145 135ZM202 134V133H201ZM204 134V133H203ZM202 134V135H203ZM233 134V133H232ZM236 134H238V133H234V135H236ZM241 134V135H242ZM252 134V133H251ZM250 134V135H251ZM254 134V135H255ZM262 134H264V133H262ZM17 135H16V137H17ZM33 135V134H32ZM52 135V134H51ZM70 135V134H69ZM82 135H83V132H82ZM85 135V134H84ZM89 135V137L87 136V139L88 138H91V141H92V137H93V134H92V137L90 136L91 134H88ZM99 135V134H98ZM97 135V136H98ZM140 134L138 133L136 136H139ZM210 135V136H209ZM214 135V134H213ZM215 135H216V132H215ZM214 135V138L217 136V135H219V132H218V134L215 136ZM220 135H221V133H220ZM227 135V134H226ZM240 134H239V136H241ZM256 135V136H257ZM261 135V134H260ZM33 136H35V135H33ZM71 136V135H70ZM96 136V135H95ZM133 135H131L130 136V139H131V137H132ZM141 136H142V134H141ZM227 136H229V135H227ZM244 136H247V134L246 135H244ZM253 136V135H252ZM19 137V136H18ZM38 137H40V135H38ZM42 137V136H41ZM58 137V135H56V137H55V135L54 136H50V133H49V136H48V138H47V141H46V146L49 148V147H52V145H53V148H54V145H57V144H55V143H58V140H61V139H59V138H57ZM62 137V136H61ZM123 137V136H122ZM217 137H219V136H217ZM216 137V138H217ZM221 137H223V136H221ZM231 137V136H230ZM249 137V136H248ZM247 137V138H248ZM251 137V136H250ZM15 138V137H14ZM23 138V137H22ZM28 138V137H27ZM44 138V137H43ZM64 138V137H63ZM69 138V137H68ZM79 138H82V137H79ZM137 138V137H136ZM201 139H202V137H200ZM200 138H199V140H200ZM215 138V139H216ZM225 138V137H224ZM232 138V137H231ZM242 138V137H241ZM30 139V138H29ZM31 139H32V136H31ZM128 139V141H130L129 140V138H127ZM208 139H206V140H208ZM226 139H227V137H226ZM225 139V140H226ZM230 139V138H229ZM243 139V138H242ZM241 139V140H242ZM34 140H36V139H34ZM39 140V139H38ZM198 140V139H197ZM198 140V141H199ZM211 140V139H210ZM213 140V139H212ZM235 141L237 140V137H236V139H234ZM26 141H28V139L26 140ZM43 141H44V139H43ZM68 141V140H67ZM75 141V143H76V140H74ZM78 141V140H77ZM80 141V140H79ZM86 141V140H85ZM88 141H89V139H88ZM127 141V142H128ZM229 141H232L231 139L229 140ZM29 142V141H28ZM81 142V141H80ZM83 142V141H82ZM81 142V144H83ZM87 142V141H86ZM238 142V141H237ZM252 142V141H251ZM30 143V142H29ZM74 143V142H73ZM196 143H197V141H196ZM219 143V142H218ZM34 144V143H33ZM37 144V143H36ZM35 144V145H36ZM45 145V144H44ZM218 145V144H217ZM249 145V144H248ZM40 146H41V144H40ZM45 146V147H46ZM160 146H162V145H159V147ZM46 147V148H47ZM69 147V146H68ZM165 147H167V146H163L162 148H165ZM161 148V149H162ZM156 150H160V148H155L154 149V151H156ZM52 152V151H51ZM93 152V151H92ZM136 152H138V151H136ZM151 152V151H150ZM34 153V152H33ZM54 153V152H53ZM261 154H263V153H261ZM50 155V154H49ZM136 155V154H135ZM143 156V155H142ZM146 156V155H145ZM147 156H149V155H147ZM263 157V156H262ZM261 157V158H262ZM220 159H222V158H220ZM227 159H229V158H227ZM226 159V160H227ZM9 160V159H8ZM20 160V159H19ZM17 161V162H20V161H22V160H25V159H23L22 158V160H20V161ZM218 160L219 159H217L216 160V162H218ZM223 160V159H222ZM234 160V159H233ZM261 161L260 162H263V166H264V159H260ZM11 161H12V158H11ZM15 161V159L13 160V162ZM210 161V160H209ZM220 161L221 160H219V166H220ZM228 161V160H227ZM226 161V162H227ZM1 162V161H0ZM6 162V161H5ZM26 162V161H25ZM206 162H208V161H206ZM212 162V161H211ZM222 162V161H221ZM225 161H223V163H225V164H227ZM4 163V162H3ZM2 163V165H4ZM11 162H9V164H10ZM29 163V162H28ZM205 163V162H204ZM203 163V165H206L207 163H205L204 164ZM234 163H236V162H234ZM243 163V162H242ZM7 164V163H6ZM14 164V163H13ZM16 164V163H15ZM23 164H25V163H23ZM222 164V163H221ZM251 164V163H250ZM1 165V164H0ZM12 165V164H11ZM18 165V164H17ZM21 165V164H20ZM26 165H27V162H26ZM25 165V166H26ZM188 165H190V164H188ZM218 165V163L216 164V166ZM224 165V164H223ZM241 165V164H240ZM247 165V164H246ZM191 166V165H190ZM208 166L210 167V163L208 162ZM233 166V165H232ZM251 166V165H250ZM186 167V166H185ZM185 167H183V168H185ZM204 167V166H203ZM206 167V166H205ZM212 167V166H211ZM213 167H215V165H213ZM212 167V168H213ZM221 167H222V165H221ZM220 167V168H221ZM253 167H255L256 169H258V168H260V167H262V165L261 166H253ZM0 168H1V166H0ZM6 168V167H5ZM20 168H22V167H20ZM20 168H18L16 171L15 170H13V172H11V171H9L10 173H8L7 171V173H5L4 175H3V170L4 169H2V176H3V178L5 179L4 181L5 182H8L10 185H12V186H14V184H18L20 181H22L24 178H26L27 176H28V172L29 171H27V169H25L26 167H24L22 170L20 169ZM178 168V167H177ZM180 168V167H179ZM178 168V169H179ZM189 168V167H188ZM190 168H192V167H190ZM189 168V169H190ZM216 168V167H215ZM176 169V168H175ZM177 169V170H178ZM204 169V168H203ZM202 169V170H203ZM48 170V169H47ZM169 170V169H168ZM170 170H173V172H172V175H175V174H173V173H175V172H177V171H175L174 172V169H170ZM169 170V172H171ZM180 170H183V169H180ZM187 170V169H186ZM185 170V171H186ZM50 171V170H49ZM83 171V170H82ZM184 171V170H183ZM187 172V171H186ZM189 172V171H188ZM190 172H191V170H190ZM217 172V171H216ZM36 174L33 176V177H35V176H38L39 177V171H38V174H37V172H35ZM42 173V172H41ZM45 173H48V172H45ZM44 173V174H45ZM50 173H51V171H50ZM32 173H30V175H31ZM34 174V173H33ZM52 174V173H51ZM167 174V173H166ZM165 173L163 174V176L164 175H166ZM169 174V173H168ZM183 174V173H182ZM0 175H1V173H0ZM49 175V174H48ZM170 175V174H169ZM177 175V177H175ZM175 176H171V177H173V178H178V180H180L179 179V177L178 176H180L179 175V173H177ZM1 176V177H2ZM167 176V175H166ZM166 176H165V178H166ZM187 176V175H186ZM207 176H209V175H207ZM210 176H212V175H210ZM209 176V177H210ZM30 177V176H29ZM41 177V176H40ZM168 177V176H167ZM214 176H212L211 178L212 179H208L207 181V183H209L210 181V183L209 184H213V183H215V185L216 184H218L219 183V185H220V183L221 182H223V180L221 181V179H223V178H221V179H219V178H213ZM216 177V176H215ZM162 178V177H161ZM164 178V180H166ZM170 178V177H169ZM181 179H182V175H181V177H180ZM228 178V177H227ZM169 180H172V179H169ZM200 180H201V178H200ZM172 181H174V180H172ZM175 181H177V179L175 180ZM203 181H205V180H202L201 182H203ZM213 182V183H212ZM225 182V181H224ZM226 182H230L231 183V181H226ZM225 182V183H226ZM236 182V181H235ZM22 183V182H21ZM72 183V182H71ZM78 183H79V181H78ZM205 183H206V181H205ZM224 183V184H225ZM229 183V184H230ZM239 183H240V185H241V187L239 186ZM238 183V187H240L239 188V191H237L236 190V192H235V188H236V185H237V183H235L236 185H234V187H233V185H225L226 187L224 188L223 186H221V187H223L224 189H222V193H221V191H219L220 192V194H219V192L217 193V188H214L215 186H211L212 187V189H215L216 190V192L215 191H213L214 193H216L215 195H221L222 196V194L224 195V196H226V195H231L232 194V196H239V197H237V199H236V204L234 205V207L233 208H235V206H236V209L239 211V210H243V209H247V212H246V214L244 215V218L243 219H241L240 221H237L235 224H233L234 226H232V227H228V228H226L225 230H222L223 232L221 233V234H219L217 231H215L214 233H215V238L212 240V241H210V242H201V240L199 241V240H197V238L196 237H198L199 235L198 234H193L192 233V235H194L193 237H192V235H188V236H191V238H189L188 237V239H187V241L185 240V242L183 243V244H180V245H177L176 247H174V248H171V249H169V250H167L166 252H159V251H157V253H155L153 256H151L152 258H148V257H146V258H137V256L136 257H129L128 258V261L125 263V264H196V263H198L199 261H200V259L202 260V256L204 257V254H205V256H207L206 255V253L209 255V256H213V258H209V259H212L211 261L212 262H214V263H216V262H220V263H222L223 264V262H224V264H225V261H226V259L224 260L223 258H222V253H223V251H221V249L223 250V248H224V251H225V248H227V247H230V246H237V245H239V244H241L242 245V247L243 248H245V250L247 251V255L250 257H255V256H258V255H261L262 253H264V169L262 170V171H255V172H253V173H250V174H245L244 175V178H243V180L241 181V182H239ZM88 184V183H87ZM223 184V183H222ZM221 184V185H222ZM223 184V185H224ZM227 184V183H226ZM232 184H234V182H232ZM73 185V184H72ZM11 186V187H12ZM19 186V185H18ZM81 185H79V187H80ZM85 186V185H84ZM217 187H219L218 185H216ZM17 187V186H16ZM136 187H138V186H136ZM13 188V187H12ZM81 189H82V187H80ZM85 188V187H84ZM99 188H101V187H99ZM139 188H140V186L138 187V190H139ZM17 189H18V187H17ZM23 189V188H22ZM133 189V188H132ZM220 189V188H219ZM16 190V189H15ZM135 192H136V190H135V188L133 189ZM137 190V191H138ZM142 190V189H141ZM147 190V189H146ZM145 189H144V191H146ZM18 191H20V190H18ZM58 191V190H57ZM61 191V190H60ZM100 191H101V189H100ZM133 191V192H134ZM147 191H149V189L147 190ZM146 191V192H147ZM16 192V191H15ZM23 192V191H22ZM99 192V191H98ZM139 192H140V190H139ZM146 192H142L141 191V194H142V196H143V194L144 195H146L147 193ZM10 193V192H9ZM8 193V194H9ZM21 193V192H20ZM169 193V192H168ZM11 194H15V193H11ZM28 194V193H27ZM103 194V193H102ZM105 194V193H104ZM109 194V193H108ZM138 194V193H137ZM140 194V193H139ZM148 194H150L149 192H148ZM163 194V193H162ZM167 194V193H166ZM178 194V193H177ZM18 195V194H17ZM16 195V196H17ZM107 195V194H106ZM105 195V196H106ZM133 196H134V193L132 194ZM131 195V196H132ZM158 195V194H157ZM170 195H172V194H167V197L168 196H170ZM9 196V195H8ZM96 196V195H95ZM110 196V195H109ZM135 196H137V195H135ZM147 196V195H146ZM153 196H155V194L153 195ZM152 195L151 196H149L150 198L149 199H151V197H153ZM173 196V195H172ZM171 196V197H172ZM177 196V195H176ZM209 196V195H208ZM3 197H5V196H3ZM7 197V196H6ZM12 197H15V195L13 196L12 195ZM145 197V196H144ZM156 197V199L159 197H157V196H155ZM213 197V196H212ZM1 198V197H0ZM8 198H11V197H8ZM104 198V197H103ZM154 198V197H153ZM162 198V197H161ZM215 198H216V196H215ZM218 198V197H217ZM219 198H221V197H219ZM7 200V198H4V200ZM12 199H14V198H12ZM15 199H17L16 197H15ZM107 199V198H106ZM145 199V201L147 200V198H144ZM155 199V198H154ZM160 199V198H159ZM203 199V198H202ZM2 200V199H1ZM5 200V201H6ZM183 200V199H182ZM190 200V199H189ZM194 200V199H193ZM198 200V199H197ZM204 200V199H203ZM216 200V199H215ZM220 200V199H219ZM3 201V200H2ZM2 201H1V203H2ZM15 201V200H14ZM17 201V200H16ZM211 201V200H210ZM7 202H8V200H7ZM10 202H13L11 199H10ZM84 202H85V200H84ZM106 202H108V201H106ZM166 202V201H165ZM167 202H169V201H167ZM234 202V201H233ZM6 203V202H5ZM9 203V202H8ZM174 203V202H173ZM200 204H202V203H200ZM2 205V204H1ZM5 205V204H4ZM3 205V206H4ZM26 205V204H25ZM78 205V204H77ZM192 205V204H191ZM223 205V204H222ZM231 205V204H230ZM190 206V205H189ZM192 206H194V205H192ZM233 206V205H232ZM232 206H230V207H228V205H227V208H225V209H223V210H220V211H209V210H207L208 212H205V214L203 215L205 218V220H214L215 218L217 219L218 217H220V216H226L227 215V213L228 212H231L230 210H231V207ZM219 206H217V208H218ZM223 207H226V204L223 206ZM222 207V208H223ZM2 209H3V207H1ZM32 208H33V206H32ZM79 208V207H78ZM216 208V210H218ZM44 209V208H43ZM83 210V209H82ZM81 210V211H82ZM143 210V209H142ZM141 210V211H142ZM214 210V209H213ZM164 211V210H163ZM181 211V210H180ZM184 211V210H183ZM233 211V210H232ZM241 211H239V212H241ZM245 211V210H244ZM150 212V211H149ZM155 212V211H154ZM161 212V211H160ZM31 213V212H30ZM152 213V212H151ZM192 213V212H191ZM199 213V212H198ZM202 213V212H201ZM241 213H243V211L241 212ZM169 214V213H168ZM190 214V213H189ZM188 214V215H189ZM228 214H230V213H228ZM21 215H24V214H21ZM35 215V214H34ZM36 215H37V213H36ZM137 215V214H136ZM159 215V214H158ZM26 216V215H25ZM80 216V215H79ZM139 216V215H138ZM140 216H141V214H140ZM202 216V215H201ZM203 216H202V218H203ZM243 215H241V217H242ZM50 216H48V218H49ZM88 217V216H87ZM165 217V216H164ZM187 217V216H186ZM189 217V216H188ZM197 216H196V214H194V211H193V213H192V215L189 217V219H192V218H196ZM228 217H230V216H227V219H228ZM47 218V217H46ZM45 218V219H46ZM68 218V217H67ZM76 218V217H75ZM235 218V217H234ZM240 218V217H239ZM52 218L50 217V220H51ZM161 219V218H160ZM215 219V220H216ZM226 219V220H227ZM225 220V219H224ZM235 220H237L236 218H235ZM157 221H158V219H157ZM159 221H162L163 223H165L166 221L165 220H159ZM165 221V222H164ZM218 221V220H217ZM217 221H215L216 223H218ZM150 222V221H149ZM162 222L160 223H157V226H158V224H159V227L161 226V224H162ZM193 222V221H192ZM214 222V221H213ZM214 222V223H215ZM8 223V222H7ZM186 223H188V222H185V224ZM204 223H206V222H204ZM207 223H209V222H207ZM224 223V222H223ZM227 223V222H226ZM13 224V223H12ZM17 224V223H16ZM47 224V223H46ZM153 224V223H152ZM151 224V225H152ZM156 224V223H155ZM154 224V225H155ZM166 224H167V222H166ZM183 224H184V222H183ZM185 224H184V226H185ZM203 224V223H202ZM222 224V223H221ZM220 224V225H221ZM225 224V223H224ZM7 225V224H6ZM15 225V224H14ZM19 225V224H18ZM126 225V224H125ZM163 225V224H162ZM182 225V224H181ZM190 225V224H189ZM201 225V224H200ZM203 225H205V224H203ZM202 225V226H203ZM213 225V224H212ZM212 225H211V222H210V228H213L212 227ZM214 225H216V224H214ZM213 225V226H214ZM219 225V224H218ZM229 225V224H228ZM2 226V225H1ZM138 226H142V225H137L136 227H138ZM148 226V225H147ZM157 226L155 225L154 227H156V230H157ZM169 226V225H168ZM209 226V225H208ZM222 226H224L223 228H225V226L226 225H221V227ZM5 227V226H4ZM135 227V226H134ZM135 227V228H136ZM152 227H153V225H152ZM151 226L149 227L150 229L152 228ZM154 227H153V229H154ZM174 227V226H173ZM204 227V226H203ZM227 227V226H226ZM145 227H143V229H144ZM161 228V227H160ZM164 228H166V227H164ZM170 228V227H169ZM172 228V227H171ZM176 228V227H175ZM177 228H180V227H177ZM181 228H182V226H181ZM207 228V227H206ZM209 228V227H208ZM5 229V230H4ZM10 228H8V230H6V228H3V229H0V237L1 238H4L5 240H7V242L8 241H11V242H13V244L14 243H16L17 244V246H18V248L20 247L19 245H21V244H19L22 240L23 241H26V238H29L30 236H31V232L33 233L34 232V234H35V232H39V233H41V231L42 232H47V231H52V232H55V230H57V229H53V228H50V227H48L47 225H41V224H39V222H38V224H20L19 225V227L18 228H16L17 230H9ZM142 228H141V230H143ZM184 231H188L189 229H184V228H182ZM214 230L216 229V228H213ZM138 230H139V228H138ZM149 229H147V231H146V228H145V231L146 232H148V234H149V231H148ZM152 230V229H151ZM155 230V229H154ZM154 230H152V231H154ZM155 230V231H156ZM162 230H164V229H162ZM166 230V229H165ZM172 230H173V228L171 229V232H172ZM175 230V229H174ZM191 230V229H190ZM189 230V232L188 233H186V234H189V233H191V231ZM199 230V229H198ZM211 230V229H210ZM209 230V231H210ZM214 230H212V231H214ZM217 230V229H216ZM140 231V230H139ZM144 231V230H143ZM152 231H150V234H154ZM159 231H161V230H159ZM170 231V229L169 230H167V232L168 233H171V232H169ZM196 231V230H195ZM46 232H45V234H46ZM57 232V231H56ZM55 232V233H56ZM61 232V231H60ZM76 232V231H75ZM101 232V231H100ZM141 232V231H140ZM146 232H143L144 234L146 233ZM157 232H158V230H157ZM157 232H155V234L154 235H156V233ZM167 232H166V234H167ZM211 232V231H210ZM48 233V232H47ZM58 233V232H57ZM143 233H142V236H143ZM158 233H160V232H158ZM157 233V234H158ZM173 233V232H172ZM176 233V232H175ZM182 233H184L183 231L181 232V234ZM213 233V232H212ZM42 235L44 234V233H41ZM44 234V235H45ZM50 234V233H49ZM59 234V233H58ZM102 234V233H101ZM138 234H140V233H138ZM161 235H162V233H160ZM164 234V233H163ZM33 235V234H32ZM60 235V234H59ZM59 235H55V237H51L50 235V237L53 239V238H56V236L58 237ZM87 235V234H86ZM93 235V234H92ZM103 235V234H102ZM102 235H99V236H101L102 237ZM147 234H145L144 236H146ZM196 235V236H195ZM34 236V235H33ZM53 236V235H52ZM63 236V235H62ZM64 236H65V234H64ZM64 236H63V238H64ZM89 236V235H88ZM109 236V235H108ZM148 236H153V235H148ZM158 235H156V237H157ZM183 236H185L184 234H183ZM44 237V236H43ZM48 237V236H47ZM69 237V236H68ZM162 237V236H161ZM187 237V236H186ZM246 237H253L254 239H253V242H252V244H246L245 242H243L242 240H244V238H246ZM39 238V237H38ZM42 238V237H41ZM49 238V237H48ZM73 238V237H72ZM81 238V237H80ZM86 238V237H85ZM88 238V237H87ZM152 239H153V237H151ZM150 238V239H151ZM155 238V237H154ZM158 238V237H157ZM199 238V237H198ZM32 239H36V238H33L32 237ZM59 239V238H58ZM66 239V238H65ZM64 239V240H65ZM73 239H75V237L73 238ZM88 239H90V238H88ZM185 239V238H184ZM200 239V238H199ZM4 240V241H5ZM27 240H31V238L30 239H27ZM39 240H40V238H39ZM46 240V239H45ZM68 240H70V239H68ZM93 240V239H92ZM99 240V239H98ZM156 240V239H155ZM32 241H34V240H32ZM53 241H54V239H53ZM55 241H57V240H55ZM55 241H54V243H55ZM59 241H61V238L59 239ZM66 241V240H65ZM72 242H74L73 240H71ZM70 241V242H71ZM86 242H84V241H82L81 239L80 240H76L75 239V245H79V246H86V245H88V241L87 240H85ZM136 241V240H135ZM246 241V240H245ZM69 242V243H70ZM1 243H3L2 241H1ZM62 243V242H61ZM60 243V244H61ZM92 243H93V241H92ZM96 242H94V244H95ZM99 243H101V242H99ZM15 244V245H16ZM19 244V245H18ZM40 244V243H39ZM47 244V243H46ZM63 244V243H62ZM61 244V245H62ZM66 244V243H65ZM71 244V243H70ZM70 244H68V245H70ZM103 244V243H102ZM3 245V244H2ZM9 245V244H8ZM12 244H10V246H11ZM48 245H50V243L48 244ZM53 245V247H54V245L55 244H52ZM64 245V244H63ZM74 245V246H75ZM96 245H97V243H96ZM230 245V246H229ZM240 245V246H241ZM4 246H7V245H4ZM10 246H8L9 248L7 249V250H4V248H3V246H0L1 248L0 249H3V252L5 251V252H12V251H9V249L10 250H15V248L17 249V247H15L14 245V248H10ZM13 246H11V247H13ZM34 246H36V245H34ZM34 246H33V248H34ZM51 246V245H50ZM56 246H58V244L56 245ZM60 246V245H59ZM73 246V247H74ZM89 246V245H88ZM87 246V247H88ZM22 247H24L23 245H21V248H19L18 249V251L17 252H12V253H19L18 255H17V257H22V254L21 253H26V255H29V254H27L28 252V250L27 249H25V247L24 248H22ZM41 247V246H40ZM61 247V246H60ZM63 247V246H62ZM67 247V246H66ZM70 247V246H69ZM90 247V246H89ZM99 247V246H98ZM238 247V246H237ZM27 248V247H26ZM28 248H30L29 246H28ZM47 248V247H46ZM78 248V247H77ZM83 248V247H82ZM85 248V247H84ZM83 248V249H84ZM162 248V247H161ZM185 248H187V251L185 252V251H181L182 249H185ZM6 249V248H5ZM25 249V250H24ZM38 248L36 247V250H37ZM59 248H57L56 247V249L54 250L53 249V252H52V256H54V258L56 257L57 259H58V257H62V258H68L69 257V255L71 256V254H69L68 252H70L71 253V250L69 251L68 250V252L66 253L65 252V248H64V252H63V250L61 251V249H59ZM79 249V248H78ZM188 249H189V251H188ZM27 250V251H26ZM30 250H31V248H30ZM40 250V249H39ZM34 251V250H33ZM41 251V250H40ZM45 251V250H44ZM73 251V250H72ZM163 251V250H162ZM219 251H221L222 253H220ZM0 252H2L1 250H0ZM3 252L1 253V254H3ZM4 252V253H5ZM32 252V251H31ZM36 252V251H35ZM34 252V253H35ZM159 252V253H158ZM219 252V253H218ZM29 253H30V251H29ZM41 253V252H40ZM43 253V252H42ZM45 253H46V251H45ZM48 254L50 253V251L49 252H47ZM74 253V252H73ZM1 254H0V257H1ZM31 255H33L32 253H30ZM36 254H37V252H36ZM35 254V255H36ZM67 254H69V255H67ZM78 254V253H77ZM218 254H219V256H218ZM6 254H3L2 256L4 257ZM16 255V254H15ZM25 255V256H26ZM37 255H39V254H37ZM44 255V254H43ZM42 255V256H43ZM73 255V254H72ZM120 255V254H119ZM221 255V256H220ZM7 256H8V258L10 259V257H9V253L7 254ZM25 256H23V257H25ZM30 256V255H29ZM29 256L28 257H25L26 259H28L29 258ZM45 256V259L46 258H48V257H46V255H44ZM48 256V255H47ZM76 256V255H75ZM79 256H81V255H79ZM78 256V257H79ZM122 256V255H121ZM145 256V255H144ZM3 257H1V259L3 258ZM11 257H13L12 256V254H11ZM22 257V258H23ZM31 257H33V256H31ZM31 257L29 258L30 259V261H33L35 258H36V256H35V258H32L31 259ZM40 257H41V255H40ZM82 257V256H81ZM223 257L225 258L226 256L225 255H223ZM8 258H7V260H8ZM25 258H23V261L25 260ZM39 258V257H38ZM44 258V257H43ZM51 258V257H50ZM49 258V259H50ZM220 258H222V259H220ZM228 258H230V257H228ZM248 258V257H247ZM14 259H18V260H20L19 258H14ZM37 259V258H36ZM35 259V260H36ZM40 259V258H39ZM45 259H43V261L45 260ZM60 259V258H59ZM80 259V258H79ZM100 259V258H99ZM205 259V258H204ZM233 259V258H232ZM243 259H245V258H243ZM4 260V259H3ZM2 260V261H3ZM11 260L12 259H10V262H11ZM42 260V259H41ZM50 260H52V258L50 259ZM55 260V259H54ZM71 260V259H70ZM69 260V261H70ZM213 260H215V261H213ZM231 260V259H230ZM1 261V260H0ZM5 261H6V259H5ZM5 261H3V263H5ZM16 261V260H15ZM21 261V263H23L22 262V260H20ZM20 261H16V262H20ZM25 261H27V260H25ZM29 261V262H30ZM40 261V260H39ZM42 261V262H43ZM60 261V260H59ZM64 261V260H63ZM210 261V262H211ZM232 261V260H231ZM240 261V260H239ZM9 264H10V262L9 261H7ZM36 262V261H35ZM41 262V261H40ZM41 262V263H42ZM48 261H46L45 263H47ZM50 262H52V261H50ZM53 262H55V261H53ZM57 262V261H56ZM72 262V261H71ZM70 262V263H71ZM77 262H79V261H77ZM201 262V261H200ZM199 262V263H200ZM206 262V261H205ZM227 262H229V260L227 261ZM226 262V263H227ZM263 262V261H262ZM1 264H2V262H0ZM8 263H6V264H8ZM11 263H14L13 262V260H12V262ZM33 263V262H32ZM61 264V262H58V264ZM68 263V262H67ZM84 263V262H83ZM198 263V264H199ZM219 263V264H220ZM235 263V262H234ZM53 264H56V263H53ZM64 264H66V263H64ZM203 264V263H202ZM212 264V263H211Z\"/></svg>",
	"mask_w": 264,
	"mask_h": 264
}]
</instances>
